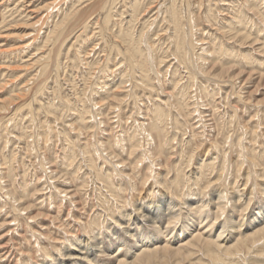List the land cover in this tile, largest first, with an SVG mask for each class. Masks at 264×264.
<instances>
[{"label":"rangeland","instance_id":"1","mask_svg":"<svg viewBox=\"0 0 264 264\" xmlns=\"http://www.w3.org/2000/svg\"><path fill=\"white\" fill-rule=\"evenodd\" d=\"M62 1V0H61ZM60 1V2H61ZM71 2H69V0L68 1H66L67 2V4H64L63 5V2L62 3H60V5L58 6V7H60V8H58V7H56V9H58V11H59V9H60V11L62 12L63 10H64V8H66L64 11H66V10H68V9H71V6L70 5H72V4H75V5H79L80 4V7H81V5L83 6V3L85 4H87V2H84V0H80L81 1V3H80V1H78V0H74V2H73V0H70ZM96 1V2H95ZM95 1H93L92 3H97V4H99V3H101V1L102 0H95ZM126 1H128V0H126ZM197 3H196V2ZM211 1V2H210ZM218 3H217V2ZM221 0H190V1H188V4H187V8H186V11H189L188 13L189 14H191L190 12H192L193 14H197V15H199V17L195 14V15H193L195 18H196V20H194L193 19V21H191V23L192 24H190V25H192V28L190 29V31H192L193 32V38H194V40L197 42L195 45H197V48H199L200 49V46H201V44L202 43H200V41H198V40H202V42L204 41V42H208L209 44H206V45H208V46H210V48L209 49H211V50H213L214 51V55L216 56V59L213 61V62H218V64H221L222 62H223V64L222 65H224V66H226V65H230L231 64V62L233 63V61L236 63H233V66L235 67V74L236 73H238V72H242L241 73V76H239V78L237 79V78H230V77H224V78H222L221 80L219 79V80H217L216 78H214L213 79V77L211 78V76H213L214 75V73H217V72H211V73H209V77L207 76L206 77V79L207 80H205V77H203L204 75H202V72H200V70L199 71H197V69H195V71L193 72L192 70V72L190 71V69L189 68H186V67H184L183 65H181V67L178 65V67H176L175 65H177L178 63V61H176L175 60V58L173 57H171V59L170 60H172V63H166L162 68H164V71L165 72H167V70H168V72L167 73H169V74H166V78H167V80H168V78L171 76V74H173V73H170L171 72V70H172V66H173V68L175 69H177V77L176 78H174L173 79V76H172V79H171V81H170V79L168 80V82H167V80H166V78L164 77V75L162 76V77H160L161 75H159L158 76V78H160L159 80H153V82H154V86L155 87H158V86H160L161 85V90H163L164 89V93H167L168 95V97H169V100H171V97H172V99H173V96L175 97V96H177V98L179 97H181V96H178L177 95V93L180 95V94H182V92L180 93V92H178L176 89H178V90H180V87H181V90H185V88H186V94H187V102H188V105L189 106H186V104L184 105V106H182L181 108L182 109H184L185 110V108L184 107H186V109L187 108H192L193 107V113H194V115H193V117L196 115V114H198L197 116H195L193 119H194V121H193V119H191V120H189V119H185L186 117L187 118H189V116H186V117H183L184 116V110H183V112H182V117H179V116H181V112H179L178 110L180 109H177V110H173L172 111V114H175L174 116L172 115V117H173V119H174V121H173V123L174 122H176V124L178 125V124H181V125H178V129L180 130H177V127L175 128V126H177L175 123V125L174 126H172V121H170V124H169V126H167L166 128H167V131L165 132V134H164V132H160L159 134L160 135H158V139H157V146H159L160 148H161V151H162V153H164L165 154V159H166V157H167V159H170L169 157H173L172 158V160H171V162L170 163H172L171 164V166H166V170H167V176H168V178L169 179H164L163 180V183H164V181H165V185H167L166 186V188L167 189H165L164 187H162L161 185H159L158 186V183H156V176H155V173L157 174V172L158 171H161L160 170V167H158V165H156L157 164V162H155L154 161V159H153V157H149V153L147 154V155H145L146 157H144L143 158V156H142V154L140 153V152H138V153H133V146H132V144H133V141H136L137 142V140L138 139H143V137L141 136V134L143 135V133H141L142 132V130H141V126L140 125H142L141 123H137V121L138 122H141L142 121V123L144 124V123H149V124H151V123H155V122H157L156 124H161V121H158V118L156 117V118H154V116H155V113H154V111H153V109H154V107H156L157 105H155V103H157L156 101H159L158 103H160V102H162V103H160L162 106H160L159 105V107L157 106L156 108L158 109H160V107H162V108H166V110H168V109H170L166 104L169 102L167 99V96L161 91H158V94L157 93H153L152 92V90L150 89V87H148L149 89H146L147 88V86H149V85H145V83H143L142 82V80L140 79V78H138V80H141V85L142 84H144V85H142V87H141V85H138V83H137V85H138V87L137 86H135L136 84L133 82H130V81H128L127 83H126V88L128 89V87L131 89V88H133V90H137L136 92H137V95H136V98H133V100H131V99H127V102L126 103H124V104H122V105H120V107H119V109L120 110H114L113 109V105L114 104H112V105H110V103H111V100L109 101V106L108 105H106V107L105 108H99L98 107V105H95V101H99V100H102V98L101 97H99V95H101V92H102V90H103V88H101L102 87V81L105 79L106 80V78L107 79H109V82L111 83V84H114L113 85V87H114V89H113V87H112V90H115V88H117L122 82H123V80L125 79V76H126V74H125V72H127L128 73V71H129V74H130V72H131V70H130V66H128L129 64L126 62L127 60H125L124 61V59L125 58H122V55H118V53L117 54H115V56L112 54V57H111V55L109 54L110 53V47L108 48L109 49V52H108V49H105L104 50V48H102L103 46H104V44H105V42H103L105 39H103L102 38V36L105 34H103L102 36L100 35V34H102V32H101V29H102V31H103V28L101 27V28H99L100 27V25L101 26H103L104 24H101L102 22H100L98 25H94V23H90L91 24V26L89 25L88 26V31L91 29V31H89L88 33H89V35H86V37L85 36H83L82 37V41H85V39H86V41L87 42H90L91 41V43L94 41L95 43L96 42H98L97 44H98V46H97V48H101L102 49V51H101V49L99 50V53L98 54H95V53H97V50L95 51V53H94V55H95V57H93L92 55V57H89L90 59H89V65H91V64H93V61H94V64H93V67H92V65H91V67L88 65V64H85V66H88L87 68H88V71H91L92 72V74L90 75H88V76H86L87 74H88V71H87V69L85 68V66H84V68H83V65L82 66H80L79 67V69L77 70L76 69V67L74 68L73 67V62L71 63V61H72V59L70 58V59H65V62H63L64 61V59H63V57L65 58V52L63 51L64 50V48H66L68 45L67 44H69L71 41L70 40H68L69 41V43H65L64 44V42H61V40L62 39H58V40H56V41H58L57 43H56V46H55V48H53L54 50L53 51H55V49H57L55 52H51V56H52V59H49V61L51 62V61H53V58L55 57L56 58V56H57V53H58V45L60 44H62V46H61V48H62V51L61 52H64L62 55H60V60H61V64H62V66H60V68H58L59 69V71H61V72H58V75H57V70H51L52 68H53V66H51V67H49L48 69L50 70H48L47 69V72H46V78H47V82H49V78H50V84L51 83H53V84H49L48 85V83H46L47 85H46V88H45V95H41L40 96V94H38L39 95V102L41 103H44V102H48L49 100H50V102H53L54 103V106L56 107V111L58 112V114H60L61 112H62V114L63 115H58V119L57 120H53L54 118L53 117H49V118H46L45 117V113H44V111H40V112H37L36 110L39 108V107H37V106H39L38 105V103L39 102H35V100L33 99V98H31L32 96L34 97L35 96V92H36V90H38V89H36V87L38 88V82H40V81H45L46 80V78L44 77H42V78H40L39 80H37L38 78L37 77H39L40 76V68H41V66H39V64H41V63H43V62H37L36 60H38V58H40L43 54H45V56H46V50L48 49V48H50V49H52V46L49 44V47L47 48V49H45V48H43L42 46H43V44H44V37H45V33H46V29H50V27L52 26V24H54V22L53 21H55V20H57L58 19V16L57 15H59V12L58 11H56V13H54V15H53V13L50 15L51 17H50V19L51 20H45L46 22L48 21V24H46V23H44V25L42 26L43 28H39V27H41L39 24H38V26H34V29H35V27H37L36 29L37 30H39V31H41V32H38V31H36V29L34 30L33 28L31 29V33H33L30 37H28V38H25V39H22L21 41H19L20 42V44L22 43V45L24 44V43H26V44H24V46H23V48H25L26 47V45H35V44H37V46L39 47V49H37V50H39L38 52H37V50H36V53L34 52L35 50L34 49H36L34 46H33V48H32V46L30 47V48H32L31 50H34V51H31V50H29V52H31V54L33 53H35L34 55V58H33V60H32V63L34 62V64H31V65H29V71L31 70L33 73H31V72H29L28 71V73L25 71V70H23V72H20V73H18V74H16L17 76L18 75H21V78H20V80H18L17 82H15V83H12V84H10L9 83V81H13L14 80V78H15V75H11V76H6V78L5 79H3V81L2 82H0V99H2V98H4V97H6V96H8V95H10L11 93H16V91H17V93H21V91L18 89V87L20 88V87H22L23 86V84H27L28 82V84H27V87H29L30 88V90H29V92H25V94H22L21 95V97L20 98H14L13 100V103L12 104H9V106H8V104H5V106H7L6 107V109H4V111L3 112H0V166L3 164H5L4 166H1L0 168H2V169H0V224H2V225H0V264H57V263H59L60 261H64L65 260V258L66 257H68V256H70V253L71 254H73V253H75L74 252V249L76 248V249H78V250H81V252H83V256H86V255H88V251H90L89 250V248L88 249H86V248H81V247H86V246H88V244L90 243L91 244V246H97V248L98 249H100V248H102V246L104 245V243H105V245H108V241L111 243H113L114 244V241L113 240H116V238H117V236L119 235V236H121L122 238H123V240L124 241H126L122 246H120V247H122V248H118L117 250H119V255H122V254H124L125 252H126V248L127 247H129V245H130V241L132 240V237H130L131 236V234H133V233H136V232H138V231H143L144 229V234L145 235H147L146 233L148 232V227H150L151 228V225H152V222L151 221H149V219H147V217H143V218H141V219H137V217H138V215L136 214V212L137 211H139V210H141V211H144V213H147V212H149V211H147V210H145V208L144 209H141L140 207H141V203L138 201V197H140V196H144L145 197V195H149V193H151L150 192V189H152V191H153V194H152V196L151 197H149V198H151L150 200L151 201H156L157 202V200H158V198H159V196H162L163 195V193L162 192H164L165 193V191H166V193H165V196L167 195V193H168V195L166 196V198H168L169 199V201H167V204H166V211H168L169 213L165 216L166 217V221H165V226L167 225V221H168V224L170 223L171 225H169V228H167L168 230H166L165 229V231H164V227H163V231L162 232H164V233H166L168 236H170V233H172L173 232V229L172 228H174V230H176V229H178V228H180V227H182L183 225H184V227L185 228H187V227H190L191 226V223L192 222H195L196 220V216H198V209H200V210H204L205 212H207V216L208 215H212V216H210V217H207L208 219L210 218H212L210 221L211 222H214L215 221V223H216V221H217V223L215 224V223H213V224H215V226H217L218 225V223H220V222H222V221H224L223 219H227V216L230 214V213H233L238 219H240L241 221H242V223H244L245 221H246V219H247V216L249 217V215H253V213L255 212V210H256V212H257V210L258 211H260V209H259V207L260 208H264V202H262V201H264V175H262V174H264L263 172H264V54H263V52H264V44H263V42H264V0H242V2H241V0H222L223 2H225L226 3V5L225 4H221V2H220ZM229 1H231V2H229ZM247 1V2H246ZM262 3H261V2ZM2 2H4L3 4H2V6H1V4H0V6L2 7H0V13H3L5 10H9L11 13H12V9L13 8H11V7H13V3H12V1H9L10 3H11V5H10V3H6L7 2V0H0V3H2ZM209 2L211 3L210 5L212 6H210V11L212 12L211 13V15H212V21L211 22H207V20H205L206 18H205V16H204V12L206 11V9L204 8L206 5H208L209 4ZM237 2V3H236ZM250 2V3H249ZM261 4H260V3ZM72 3V4H71ZM91 3V4H92ZM121 2H119V4L117 3V5H118V7H120V8H122L121 9V12H122V10H125V7H124V3L122 2L121 4H120ZM192 3V4H191ZM207 3V4H206ZM235 3V4H234ZM242 3H244V5L242 4ZM246 3L249 5V6H246ZM253 3H254V8L252 7L253 6ZM255 3H256V5H255ZM6 4V5H5ZM152 4H154V2L152 3ZM197 6H196V5ZM206 4V5H205ZM221 4V5H220ZM236 4H237V6H236ZM240 4V6H239V8L237 9V7H238V5ZM242 4V5H241ZM258 4H259V6H258ZM5 5V6H4ZM10 5V6H9ZM63 5V6H62ZM89 5V3L85 6V9H88V6ZM94 5V4H93ZM92 5V6H93ZM191 6V7H189V6ZM230 5V6H229ZM8 6V7H7ZM76 6V7H77ZM91 5H89V7H90V9H91V7H92ZM200 6V7H199ZM215 6H217L216 7V9H215ZM243 6V7H242ZM252 8H251V7ZM258 6V7H257ZM262 8H261V7ZM68 7V8H67ZM203 7V8H202ZM208 7H209V5H208ZM225 7V8H224ZM229 7V9H227ZM232 7V8H231ZM63 8V9H62ZM99 8H102V7H99ZM220 8V9H219ZM225 10H224V9ZM236 8V9H235ZM245 8L247 9V10H245ZM260 9V10H262V12L260 11V10H258V9ZM78 9V8H77ZM85 9H84V11H85ZM90 9H89V12H90ZM191 9V10H190ZM223 9V10H222ZM252 9V10H251ZM5 11V13H8L9 11ZM97 10V9H96ZM209 10V9H208ZM220 11V12H217V11ZM240 10V11H239ZM243 10V11H242ZM258 10V11H257ZM44 11H46L47 12V10H42V11H40V14H38V18H40V17H42V16H46L48 13H49V11L46 13V12H44ZM102 11V9H99V11L95 14V15H99L100 14V18H101V14L103 13V11ZM156 11V8L152 11V12H150V13H148V14H146L145 15V18H147L148 16H150L153 12H155ZM215 11V12H214ZM230 11H231V13L233 14H231L230 13ZM239 11V12H238ZM251 11V12H250ZM260 11V12H259ZM10 12L8 13V21L10 22V23H7L6 24V28L8 27L9 28V30H10V33H17V34H21V32H22V28H18V26H20V25H16L15 24V21H11V19L12 18H10L9 19V16H10ZM61 12H60V14H61ZM100 12V13H99ZM120 12V13H121ZM195 12V13H194ZM214 12V13H213ZM229 12V13H228ZM254 12V13H253ZM257 12V13H256ZM199 13V14H198ZM202 13V14H201ZM216 14V15H215ZM220 14V15H219ZM227 14V15H226ZM255 14V15H254ZM42 15V16H41ZM77 15V14H76ZM95 15H93L94 16V18H93V16H92V22H94L95 20H97V19H99V20H101L99 17H98V15H97V18H95ZM200 15H201V17H200ZM225 15V16H224ZM244 15V16H243ZM263 15V16H262ZM57 16V17H56ZM223 16H224V18H223ZM227 16V17H226ZM230 16V17H229ZM237 16H239V18L240 19H243L244 21H242L239 25L237 24ZM241 16H243V17H241ZM11 17V16H10ZM52 17H54V20L52 21ZM116 18L118 17V20H121L120 18H121V16L120 15H117V16H115ZM115 17H114V19H115ZM123 17V16H122ZM37 18V19H38ZM124 18H128L127 17V14L125 15V17ZM200 18V19H199ZM201 18H202V20H201ZM204 18V19H203ZM226 18L227 19H229L228 21L226 20ZM233 19V21H232V19ZM234 18H236V19H234ZM44 20V19H43ZM198 20V21H197ZM205 20V21H204ZM224 20H226L225 22H224ZM236 20V22H234ZM44 21V22H45ZM98 21V20H97ZM97 21H95V23H98ZM115 21H116V19H115ZM196 21V22H195ZM231 23H230V22ZM20 21H18V23H19ZM22 22V21H21ZM139 24L141 23V19H139ZM202 22H204V23H202ZM17 23V22H16ZM51 23V24H50ZM193 23H194V25H193ZM196 23H198V24H196ZM211 23L213 24V25H211ZM222 23V24H221ZM232 23H233V25L235 26V28H236V26L237 27H239V26H241V27H243V28H241L240 29V31H244V27L245 26H247V27H245L246 29H245V31L248 29V34L249 35H256L255 37H257V38H255L254 37V39L256 40V41H258V38H259V44L258 45H252L251 46V44L249 45L248 43L247 44H241L239 41H237V40H233V38H231V36L229 35L230 34V32H229V30L231 29V30H234L235 28L233 27V25H232ZM239 23V22H238ZM249 23V24H248ZM50 24V25H49ZM139 24L137 23V26H139ZM207 24V25H206ZM227 24H228V26H227ZM229 24H230V29H228L227 27H229ZM235 24H237V25H235ZM246 24V25H245ZM9 25H10V27H9ZM11 25L13 26H16L17 28H15V27H13V28H11ZM48 25V26H47ZM92 25H94V27L95 28H97L98 30L100 29V31L98 32V30H93V29H95L94 27H92ZM206 25V28L204 27ZM211 25V26H210ZM221 25V26H220ZM244 25V26H243ZM47 26V27H46ZM79 26L80 25H78L77 27H75V28H73L71 31H72V34H73V36L76 34H78V33H80V30L77 32L76 30H78L79 29ZM142 26V25H141ZM213 26V27H212ZM225 26H227V27H225ZM45 27H46V29H45ZM90 27V28H89ZM205 28V30H204V28ZM223 27V28H222ZM232 27V28H231ZM39 28V29H38ZM93 28V29H92ZM201 28H202V30H201ZM208 28H210V29H208ZM41 29H45V30H41ZM82 29V28H81ZM2 29H0V31H1ZM201 30V31H200ZM220 30V31H219ZM34 31V32H33ZM82 31H83V29H82ZM81 31V32H82ZM93 31V32H92ZM225 31V32H224ZM234 31H237V30H234ZM244 31V32H245ZM253 31V32H252ZM43 32V33H42ZM75 32V33H74ZM96 32V33H95ZM226 32H228V33H226ZM257 32V33H256ZM35 33V34H34ZM39 33V34H38ZM97 34V33H99V34H97V35H99L100 37H96L97 35H94L93 36V34ZM106 33H108L109 34V32H106ZM212 33V34H211ZM251 33V34H250ZM253 33V34H252ZM260 36H259V35ZM41 35H42V37H41ZM43 35H44V37H43ZM92 36V37H91ZM111 36V35H110ZM42 39H41V38ZM84 37H85V39H84ZM88 37H90L91 39H90V41H89V39H88ZM95 37L97 38V40L95 39ZM226 37V38H225ZM229 37V38H228ZM261 37V38H260ZM33 38V39H32ZM37 38H39L40 39V41L42 42H39V39H37ZM228 38V39H227ZM29 39V40H28ZM35 39V40H34ZM94 39V40H93ZM223 39V40H222ZM262 39V40H261ZM26 40V41H25ZM28 40V41H27ZM120 40V39H119ZM35 41H37V42H35ZM63 41V40H62ZM66 41V40H65ZM67 41V42H68ZM85 41V42H86ZM226 41V42H225ZM227 41H228V43H227ZM229 41L232 43H229ZM28 42V43H27ZM93 42V43H94ZM103 42V43H102ZM211 42V43H210ZM222 42H223V45H222ZM239 42V43H238ZM30 43V44H29ZM41 43V44H40ZM103 45H101V44ZM263 44V46H259L260 44ZM58 44V45H57ZM212 44H213V46H212ZM220 44V45H219ZM225 44V45H224ZM261 44V45H262ZM203 45V44H202ZM205 45V44H204ZM216 45H217V47H216ZM234 46V47H232V46ZM243 45V46H242ZM248 45V46H247ZM102 46V47H101ZM223 46V47H222ZM227 46V47H226ZM242 46L243 47V49H242V47L240 48V47ZM247 46V47H246ZM219 47V48H218ZM239 47V48H238ZM253 47V48H252ZM258 47V48H257ZM213 48V49H212ZM221 48V49H220ZM223 48V49H222ZM226 48H228L229 49V51H227V52H225V50H226ZM233 49V50H231V49ZM235 48V49H234ZM245 48V49H244ZM250 48V49H249ZM255 48V49H254ZM43 49V50H42ZM45 49V50H44ZM199 49H197V51L199 50ZM237 49H238V51H237ZM254 49V50H253ZM261 49V50H260ZM41 50V51H40ZM241 50V51H240ZM250 52H249V51ZM42 51H44V52H46V53H43ZM47 51H49V49L47 50ZM105 51V52H104ZM233 51V52H232ZM245 51V53H243ZM252 51V52H251ZM260 51V52H259ZM57 52V53H56ZM102 52H104V54L102 53ZM198 52H200V50L198 51ZM234 52H235V54H234ZM242 52V53H241ZM247 52V53H246ZM248 52L250 53V55H247L248 54ZM41 53H43L41 56H39ZM49 53V52H48ZM54 53V54H53ZM105 53H108V55H110V57H108ZM218 53V54H217ZM227 54V56H226V54ZM252 53H254L253 55H252ZM257 53H260V54H257ZM261 53L263 54V55H261ZM32 54V55H33ZM37 54V55H36ZM53 54V55H52ZM75 53L73 52V54H71V57L73 58V55H74ZM100 54H101V56H100ZM238 54V55H237ZM248 56H246V55ZM22 55V54H21ZM97 55L99 56V62L100 63H102L101 61H104L103 62V64L102 65H105V66H109L108 68L112 71L111 73H112V75H111V77L110 78H108V76H110L109 75V72H105V74H103L104 72H102L101 73V71L100 72H96L95 73V71H97V70H95L94 71V69L96 68V66L98 67V65L100 66L101 64H98L99 62L97 61L98 60V57H97ZM102 55L104 56V57H102ZM223 55V56H222ZM243 56V58H245V56H246V58H248V59H244L243 60V58H242V56ZM255 55V56H254ZM261 55V56H260ZM38 56V57H37ZM44 56V55H43ZM62 56V57H61ZM116 56H117V58H116ZM241 56V57H240ZM97 57V58H96ZM102 57V60L100 61V58ZM115 57V58H114ZM120 57V58H119ZM220 59H219V58ZM232 57H234V58H232ZM258 57V58H257ZM262 57V58H261ZM26 58V57H25ZM44 58V57H43ZM42 58V59H43ZM48 58V57H47ZM54 58V59H55ZM96 59V60H93V59ZM114 58V59H113ZM119 58V59H118ZM218 58V59H217ZM223 58V59H222ZM230 60H228V59ZM41 59V60H42ZM46 59V58H45ZM107 59V60H106ZM116 59V60H115ZM174 59V60H173ZM234 59V60H233ZM242 61V62H240V60ZM250 59L253 61H256V62H254L253 61V63H252V61L250 62ZM260 60V59H262L261 61H257V60ZM44 60V59H43ZM115 60V61H114ZM118 60V61H117ZM232 60V61H231ZM248 60V61H247ZM19 61V60H18ZM22 61V60H21ZM21 61H19V62H21ZM36 61V62H35ZM70 61V62H69ZM109 61H112L114 64H109ZM124 61V62H123ZM149 61H151V59L149 60ZM220 61V62H219ZM222 61V62H221ZM238 63H237V62ZM244 61V62H243ZM247 62V64H246V62ZM54 62H55V60H54ZM69 62V63H68ZM84 62V61H83ZM83 62H81L82 64H83ZM98 62V63H97ZM121 62V63H120ZM196 61H194L193 62V64H197V62L195 63ZM81 63L79 64V65H81ZM97 63V64H96ZM120 63V64H119ZM126 63V67H124L125 64ZM174 63V64H173ZM225 63H226V65H225ZM228 63V64H227ZM16 64V63H15ZM36 64V65H35ZM60 64V65H61ZM63 64H65V65H63ZM72 65V66H70V65ZM171 65V66H168V65ZM238 64V65H237ZM244 64V65H243ZM253 64V65H252ZM257 64V65H256ZM34 67H33V66ZM67 65H69V66H67ZM101 65V67H104V66H102ZM232 65V64H231ZM242 65H243V67H242ZM14 65L13 64H11V67H13ZM65 66V67H64ZM113 66V67H112ZM116 66V67H115ZM255 66V67H254ZM32 67V68H31ZM37 67V68H36ZM40 67V68H39ZM70 67V70L68 69ZM123 67L124 68H126V69H123ZM184 67V68H183ZM258 67V68H257ZM263 67V68H262ZM74 68V69H73ZM92 68V69H91ZM122 68V69H121ZM180 68V69H179ZM39 70V72L38 73H36L38 70ZM56 69V68H55ZM73 69V71H71ZM80 69L82 70L80 73L78 72V71H80ZM90 69V70H89ZM99 69H101L100 67H99ZM127 69H128V71H127ZM170 69V70H169ZM183 69V70H182ZM34 70V71H33ZM37 70V71H36ZM75 70V71H74ZM118 70V71H117ZM186 70H188V71H186ZM56 71V72H55ZM64 71H66L65 72V75H64ZM85 71V72H84ZM123 71H125L124 72V75H123V73L122 72ZM251 71L253 72L252 73V77L251 78H249L248 79V81H246V83H244V80H245V78H246V75H245V73H251ZM49 72L51 73L50 75L52 76H50L49 75ZM82 72H84V73H82ZM93 72H94V76H92L93 75ZM161 72H163V70H161ZM164 72V73H165ZM26 73V74H25ZM30 73V74H29ZM36 73V74H35ZM66 73H68V75L66 74ZM74 73H75V77H73L74 76ZM77 73V74H76ZM82 73V74H81ZM117 74V76H116V74ZM122 73V74H121ZM185 73V74H184ZM189 73V74H188ZM190 73H194L199 79L196 81V80H194L195 81V83L196 84H193L194 83V81L191 79V77H190V79L188 78V76L189 75H191ZM200 73V74H199ZM34 74V75H33ZM39 76H38V75ZM72 74V75H71ZM81 74V75H80ZM85 74V75H84ZM188 76H187V75ZM212 74V75H211ZM34 76V77H32V76ZM37 75V76H36ZM58 77H57V76ZM61 75V76H60ZM69 77H67V76ZM78 75H80V76H78ZM84 75V76H83ZM120 77H119V76ZM135 75V74H134ZM133 75V76H134ZM180 75H181V77H180ZM185 75L187 76V77H185ZM234 74H232V76H233ZM30 76L32 77V78H30ZM47 76H50L49 78L47 77ZM62 76H64L63 78H62ZM78 76V77H77ZM81 76H83V77H81ZM90 76V77H89ZM97 76V77H96ZM101 76L102 77V81L99 79V77ZM103 76H105V77H103ZM115 76L117 77V78H115ZM168 76V77H167ZM176 76V75H175ZM199 76H201V77H199ZM35 77L37 78V79H35ZM56 78V79H54V78ZM60 77V79L61 80H59L58 78ZM87 79V81H88V79H89V81H88V85H87V87L85 86V78ZM100 77V78H101ZM180 78V81H179V79H177V78ZM182 77H184V78H182ZM204 79H203V78ZM64 78H65V80H66V82H64L65 80H64ZM67 78H68V80H67ZM74 80H73V79ZM80 78V79H79ZM82 78V79H81ZM122 78H123V80H122ZM163 78H165V79H163ZM201 78H202V80H201ZM212 80H211V79ZM229 80V78L231 79V80H233V81H228L227 79ZM25 80V81H23V80ZM31 79V80H30ZM34 79V80H33ZM54 81H53V80ZM90 79H91V81H90ZM96 79V80H95ZM97 79L99 80L98 82L99 83H97ZM120 79H121V81H120ZM175 79H177V81H175ZM184 81H186L187 79V81H189V83L186 81V82H184ZM30 80V81H29ZM36 80H37V82H36ZM51 80H52V82H51ZM64 80V81H63ZM83 80V81H82ZM94 80V81H93ZM111 80V81H110ZM119 80V81H118ZM162 80H164V81H162ZM172 80H173V82H172ZM215 80H216V82H215ZM1 81V80H0ZM20 81H21V83H20ZM32 81H34V82H32ZM55 81H56V83H55ZM113 81V82H112ZM157 81H159V83H160V85L157 83ZM175 81V82H174ZM201 81H202V83H201ZM203 81H207V83L205 84V82H203ZM209 81H211V82H209ZM23 82H25V83H23ZM27 82V83H26ZM32 82V83H31ZM64 82V83H63ZM68 82H69V84H68ZM74 84H73V83ZM147 82H148V80H147ZM162 82H164V84L162 83ZM172 82V83H171ZM222 82V83H221ZM33 83H34V85H33ZM37 83V84H36ZM57 83H59V84H57ZM72 83V84H71ZM90 83V84H89ZM120 83V84H119ZM169 83V84H168ZM171 83V84H170ZM178 83V84H177ZM183 83V84H182ZM200 85H199V84ZM208 83L210 84V85H208ZM214 83V84H213ZM234 83V84H233ZM5 84H6V86H5ZM10 84V85H9ZM33 85V86H31V85ZM61 84V85H60ZM62 84H64V85H62ZM135 84V85H134ZM176 84H177V86H176ZM187 85L188 84V87L187 86H185V85ZM190 84V85H189ZM69 85V86H68ZM72 85V86H71ZM92 85V86H91ZM179 85H182V86H180L179 87ZM192 85V88L190 87ZM197 85H198V87H197ZM206 85V86H205ZM244 85V86H243ZM9 86V87H8ZM36 86V87H35ZM53 88H52V87ZM97 86V87H96ZM144 86V87H143ZM163 86V87H162ZM171 86V87H170ZM172 86H174V87H172ZM193 86H194V88H193ZM212 86V88H210ZM228 86V87H227ZM14 87H15V89H14ZM16 87H17V89H16ZM56 87H58V88H60V89H58V90H54V89H57ZM68 88L69 87V89H65V88ZM72 87V88H71ZM84 87H86V88H84ZM165 87H166V89H165ZM177 87V88H176ZM201 87V88H200ZM205 87H206V90H204L205 89ZM207 87H208V89H207ZM214 87V88H213ZM217 87V90L215 91V88ZM220 87H222V89L220 88ZM224 87V88H223ZM226 87V88H225ZM232 87V88H231ZM11 88H12V90L13 91H11ZM31 88H33V90L31 89ZM52 89V90H50V89ZM73 88H74V91H75V96H77V95H79V93L80 94H82L83 95V92L85 91L86 92V94H87V91H88V98H86V102H81V101H79V100H77V98H75L73 95H71V93H74L73 92ZM168 88V89H167ZM174 89V91L172 90V89ZM176 88V89H175ZM183 88V89H182ZM188 88V89H187ZM196 88V89H195ZM198 88V89H197ZM7 89V90H6ZM62 89H64V90H62ZM82 89V90H81ZM98 89L99 91H100V89H101V91H100V94H99V91L96 90ZM192 89V90H191ZM220 89V90H219ZM8 90H10L11 92H9ZM32 90V91H31ZM35 90V91H34ZM50 90V91H49ZM70 92H69V91ZM87 90V91H86ZM92 90V91H91ZM149 90V91H148ZM171 90H172V92L173 93H171ZM176 90V91H175ZM201 93H199L198 91ZM214 90V92L216 93H214V92H212ZM230 90V91H229ZM233 90V91H232ZM48 91V92H47ZM95 91V92H94ZM146 91V92H145ZM151 91V92H150ZM209 91V92H208ZM220 91V92H219ZM231 93V95H229V92ZM6 92H8V93H6ZM50 92H52V93H50ZM55 92V93H54ZM63 92V93H62ZM84 92V93H85ZM98 92V93H97ZM176 92V93H175ZM228 92V93H227ZM234 92V93H233ZM3 93V94H2ZM23 93V92H22ZM28 93V94H27ZM92 95H91V94ZM95 93V94H94ZM141 93V94H140ZM176 95H175V94ZM190 93V94H189ZM197 93V94H196ZM199 93V94H198ZM205 95H204V94ZM206 93H208L209 94V96H211V97H209V96H207L208 94H206ZM27 94V95H26ZM50 94V95H49ZM62 94H65L64 95V98H69V108H65L64 107V105H63V102H61V100H62ZM70 94V95H69ZM140 94V95H139ZM146 94H147V96H146ZM150 95V97H149V95ZM157 94V95H156ZM190 96H189V95ZM228 94V95H227ZM47 95V97H45ZM51 95L53 96V97H51ZM57 95V96H56ZM81 95V96H82ZM152 95V96H151ZM161 95H163V96H161ZM170 95V96H169ZM196 96V98H194L195 96ZM227 95V96H226ZM26 96H27V98H28V101H27V98H26ZM45 98H44V97ZM94 96V97H93ZM107 96V99H104L105 101L106 100H109V99H111V98H113L112 96L113 95H106ZM153 96H155V98L153 97ZM166 96V97H165ZM199 98H198V97ZM207 96V97H206ZM220 96H223V97H220ZM25 97V98H24ZM59 97V98H58ZM71 97V98H70ZM91 97V98H90ZM96 97V98H95ZM97 97H98V99H97ZM109 97V98H108ZM139 97V98H138ZM162 97H164V98H166L165 100L167 101H165V100H163V98ZM189 97V98H188ZM190 97H192V98H190ZM204 97V98H203ZM212 100V102L213 103H211L210 102V100H209V98ZM51 98V99H50ZM72 98L73 99H75L74 101L72 100ZM138 98V99H137ZM151 100H150V99ZM159 98H161L162 100H160ZM208 98V99H207ZM227 98V99H226ZM229 98V99H228ZM31 99V101H32V104H33V106H34V109H35V111H34V113L35 112H37V114L38 113H40L39 115H35V116H38V117H40V121L38 120H34V121H32V120H30L29 119V117H30V111L27 109V107H28V105H29V100ZM57 99V100H56ZM61 99V100H60ZM87 99H88V101H87ZM90 99V100H89ZM97 99V100H96ZM141 99V100H140ZM145 100V102H147V103H145V102H143L144 100ZM155 99H156V101H155ZM158 99V100H157ZM182 97L180 98V100L182 101ZM191 99H192V101H191ZM204 99V100H203ZM214 99V100H213ZM54 100V101H53ZM139 100V101H138ZM147 100V101H146ZM150 100V101H149ZM190 100V101H189ZM23 101H25L24 103H23ZM73 101V102H72ZM90 101H91V103H90ZM93 101V102H92ZM142 101V102H141ZM202 101V102H201ZM210 103H209V102ZM231 101V104L229 103ZM60 102V103H59ZM75 102V103H74ZM78 103V105H77V103ZM133 103V104H131V103ZM140 102V103H139ZM151 102H152V104H151ZM175 102V101H174ZM193 102V103H192ZM205 102V103H204ZM257 102H258V105H257ZM22 103V104H21ZM39 103V104H40ZM41 103V104H42ZM56 103V104H55ZM84 103V104H83ZM145 105H144V104ZM148 103H150V104H148ZM182 103H186V100H185V102H182ZM181 103V104H182ZM207 103V105H205ZM20 104V105H19ZM62 104V105H61ZM131 104V105H130ZM191 104V105H190ZM220 104V105H219ZM1 105V104H0ZM37 105V106H36ZM57 105H59V107L60 108H58L57 107ZM77 105V106H76ZM83 105V106H82ZM85 105V106H84ZM91 105V106H90ZM138 105V106H137ZM142 105V106H141ZM153 105H154V107H153ZM183 105V104H182ZM196 105V106H195ZM203 105V106H202ZM214 105V106H213ZM223 105V106H222ZM233 105V106H232ZM17 106H19V107H17ZM25 106V107H24ZM63 106V107H62ZM76 106V107H75ZM80 106V107H79ZM90 106V107H89ZM97 106V107H96ZM108 106V107H107ZM131 106V107H130ZM140 106H141V108H140ZM145 106V107H144ZM149 106V107H148ZM151 106V107H150ZM164 106V107H163ZM220 106V107H219ZM226 106V107H225ZM232 106V107H231ZM88 107L90 108V109H88ZM95 107L96 108H98V110L99 111H101V110H103V111H101V113H102V115H99V116H94V115H96V110H95ZM132 107H133V109H132ZM200 107H201V109H200ZM222 107V108H221ZM8 108H9V111H8ZM25 108V109H24ZM57 108H58V110H57ZM106 108H108V111H106ZM124 108V109H123ZM128 110H127V109ZM131 108V109H130ZM144 108V109H143ZM146 108V109H145ZM150 108H153L152 110L150 109ZM168 108V109H167ZM210 110H209V109ZM218 108V109H217ZM220 108V109H219ZM237 108V109H236ZM10 109H11V111H10ZM83 109V110H82ZM105 109V110H104ZM112 109L114 110V112L112 111ZM130 109V110H129ZM149 109V110H148ZM175 109V108H174ZM196 109V110H195ZM214 109V110H213ZM229 109H231V110H229ZM14 110H15V112H14ZM17 110V111H16ZM21 110V114H20V111ZM72 110V111H71ZM88 110H91L90 112H93L94 113V115H90L89 113H85L86 111H88ZM132 110V111H131ZM140 110V111H139ZM148 110V111H147ZM28 112V113H26V112ZM76 111H78V112H76ZM125 111V112H124ZM142 111V112H141ZM150 111V112H149ZM169 112H170V110H168ZM198 111L200 112V113H198ZM209 111H211V112H209ZM212 111H213V113H212ZM232 111V112H231ZM5 112V113H4ZM12 112H14V113H12ZM19 112V114H18V116L16 117V114ZM24 112V113H23ZM74 112H76L77 114H75ZM84 112V113H83ZM117 112V113H116ZM124 114H123V113ZM127 112V113H126ZM135 112H137L136 114H135ZM141 112V113H140ZM151 113V114H148V113ZM177 112H178V115H177ZM204 112V113H203ZM12 113V114H11ZM80 113H83V115H85V117H88V119L90 118L89 117V115L91 116V120L89 119H83V120H81L80 118H78V116H79V114ZM92 113V114H93ZM104 113L106 114V115H104ZM112 113V115L113 116H111L110 114ZM115 113V114H114ZM121 113V114H120ZM132 113V114H131ZM171 113V112H170ZM180 113V114H179ZM184 113V114H183ZM234 114V116H233V114ZM24 114V115H23ZM30 114V115H29ZM109 114V115H108ZM120 114V115H119ZM131 114V115H130ZM144 115V117L142 118V116ZM153 114H154V116H153ZM201 114V115H200ZM3 115H6V116H3ZM15 117H14V116ZM19 115H20V117H19ZM75 115V116H74ZM104 115V118L102 117ZM125 117H124V116ZM138 115V116H137ZM141 115V116H140ZM186 115V114H185ZM210 115H213L212 116V118L210 117ZM230 117H229V116ZM3 116V117H2ZM9 116H11V117H9ZM25 116H29L28 118L27 117H25ZM61 116V117H60ZM68 116V117H67ZM69 116H70V118H72V119H70L69 118ZM72 116V117H71ZM115 116V117H114ZM119 116L121 117V118H119ZM127 116H128V118H127ZM130 116V117H129ZM137 117L138 118V120H136L137 118H135V119H133V117ZM147 116V117H146ZM148 116H149V119H148V121H147V119L146 118H148ZM202 116H204V117H202ZM225 116H227V117H225ZM233 116V117H232ZM6 117V118H5ZM19 117V118H18ZM23 117V118H22ZM96 119H95V118ZM107 117V118H106ZM175 117H177L176 119L178 120V121H176V119H175ZM215 117V118H214ZM7 118H8V120H10V118H15V119H17V120H13V121H9V122H7L8 120H7ZM27 120H26V119ZM64 118V119H63ZM101 118V119H100ZM112 118V119H111ZM113 118H115V119H113ZM119 118V119H118ZM123 118V119H122ZM143 120H142V119ZM179 118H180V120H179ZM199 118H201V119H199ZM211 118V119H210ZM221 118V119H220ZM233 118V119H232ZM238 118H239V120H238ZM20 119V120H19ZM25 119V120H24ZM36 119H38V118H36ZM47 119V120H46ZM53 121H52V120ZM61 119V120H60ZM69 119V120H68ZM80 119V120H79ZM94 119V121H92ZM100 119V120H99ZM120 119H121V122H120ZM126 119V121H124ZM129 119V120H128ZM155 121H154V120ZM208 119H210V120H208ZM45 120V121H44ZM60 120V121H59ZM72 120H74L75 122H73ZM107 120V121H106ZM109 120H110V122H109ZM115 120V121H114ZM128 120V121H127ZM133 120V121H132ZM153 120V122H151ZM182 120V121H181ZM186 120V121H185ZM198 121L199 120V122H198V124H196L197 122L196 121ZM200 120H202V121H200ZM213 120V121H212ZM2 121H4L5 122V125H4V123H2ZM16 121H18L17 123L18 124H16L15 122ZM20 121V122H19ZM25 121H27V122H25ZM32 121V122H31ZM66 121V122H65ZM80 121H82V123L80 122ZM88 121H89V124H92V127H88L87 125H88ZM111 121H113V122H111ZM117 121V122H116ZM144 121V122H143ZM147 121V122H146ZM163 121V120H162ZM262 121V122H261ZM13 122V123H12ZM22 122V123H21ZM62 122V123H61ZM71 122H72V124H73V126L74 127H76V126H78V124H79V128H81L82 129V131L84 132V135L82 134V136H83V138H84V141L87 143L88 142V140H90V138H91V141H89V145L88 146H82L83 145V143L82 144H72L71 142H69V141H66V139L64 138V134H67V135H69V137H71L72 139H73V137H75L74 136V134L76 133V132H73L72 130H71V128H69V125L71 124ZM78 122V123H77ZM86 122H87V124H86ZM93 122H96V123H93ZM115 122H116V124H115ZM125 122H126V124H125ZM134 122V123H133ZM136 122V123H135ZM159 122V123H158ZM178 122V123H177ZM188 124H186V123ZM190 122H192V123H190ZM201 122H202V124H201ZM243 122V123H242ZM9 123V124H8ZM10 123H11V127H10ZM35 123V124H34ZM42 123V124H41ZM52 123V124H51ZM55 123H57V124H55ZM100 123V124H99ZM106 123V127H105V125H103V124H105ZM111 123V124H110ZM120 123V124H119ZM121 123H122V125H121ZM207 123V124H206ZM3 124V125H2ZM12 124H14L13 126H12ZM28 124H29V126H28ZM32 124V125H31ZM47 124V125H46ZM55 124V126H53ZM68 124V128L72 131V133L71 132H68L67 131V129H64V126L66 127V125ZM84 124V125H83ZM96 124V126H94ZM109 124L111 125V126H109ZM119 124V125H118ZM135 124V125H134ZM139 124V125H138ZM149 124H147V126L149 125ZM194 126H193V125ZM197 126H196V125ZM213 124V125H212ZM236 124V125H235ZM260 124V125H259ZM48 126V127H46V126ZM135 126V128H134V126ZM145 125V124H144ZM183 125V126H182ZM187 125V126H186ZM190 125H192V126H190ZM203 125H205V126H203ZM234 125V126H233ZM15 126H16V128H15ZM50 126H52V127H50ZM61 126V127H60ZM114 126V127H113ZM121 126V127H120ZM132 126V127H131ZM140 126V127H139ZM212 128H211V127ZM232 126V127H231ZM5 127H7V128H5ZM44 127V128H43ZM54 127V128H53ZM55 127H58V128H55ZM83 127V128H82ZM102 127L104 128V129H102ZM118 129H117V128ZM123 127V128H122ZM126 127V128H125ZM130 127H131V129H130ZM187 127H189V128H187ZM194 127V128H193ZM197 127H199V128H197ZM253 127V128H252ZM14 128V129H13ZM20 128V129H19ZM36 128V129H35ZM41 128H43L44 130L42 131V129ZM49 128V129H48ZM67 128V127H66ZM107 128V130H105ZM169 128V129H168ZM192 128V129H191ZM195 128H197V129H195ZM240 128V129H239ZM259 128V129H258ZM5 129H7V130H10V132H12V133H8V131L7 130H5ZM13 129V130H12ZM22 129V130H21ZM37 129L39 130V131H37ZM46 129V130H45ZM57 129H58V131H57ZM59 129L62 131V133H61V131L59 132ZM89 129V131H90V133H89V131H87ZM114 129H115V131H114ZM126 129H128L127 131H128V133H127V131H126ZM135 129H136V132H135ZM176 129V130H175ZM188 129V130H187ZM193 129H195V130H193ZM204 129V130H203ZM230 129V130H229ZM1 130H4V131H1ZM16 131V133H14L15 131ZM17 130H18V132H17ZM35 130H36V133H34L35 132ZM48 130H50V131H48ZM53 130V131H52ZM66 130V131H65ZM96 130V131H95ZM100 130V131H99ZM112 130V131H111ZM130 130V131H129ZM133 130V131H132ZM170 130V131H169ZM173 130H174V132H173ZM187 130V131H186ZM193 130V131H192ZM199 130V131H198ZM228 130H229V132H228ZM256 130V131H255ZM24 131V132H23ZM28 131V132H27ZM45 131H46V133L48 132V139H44L45 138V135H46V133H45ZM55 131H57V132H55ZM92 131V132H91ZM102 131H105L104 132V135H103V132ZM107 131V132H106ZM111 131V132H110ZM114 131V132H113ZM140 131V132H139ZM179 132L178 134H177V132ZM183 131V132H182ZM198 131V132H197ZM201 131V132H200ZM203 131V132H202ZM227 131V132H226ZM6 133V135H5V133ZM26 132V133H25ZM33 132V133H32ZM39 132V133H38ZM50 132V133H49ZM52 132V133H51ZM54 132V133H53ZM60 133V136L58 135L59 133ZM95 132V133H94ZM108 132H110V133H108ZM118 133V135H117V133ZM173 132V133H172ZM189 134H188V133ZM191 132H192V136H194V137H192V136H190L191 135ZM196 132V133H195ZM199 132H200V134H199ZM20 133H21V135H22V133H23V135L22 136H20ZM29 133V134H28ZM64 133V134H63ZM94 133V134H93ZM112 133V134H111ZM130 133H131V135H130ZM141 133V134H140ZM167 133V134H166ZM172 135H171V134ZM186 135H184V134ZM202 133H204L203 135H202ZM227 133V134H226ZM236 135H235V134ZM4 134V135H3ZM12 134V135H11ZM19 136H18V135ZM43 134H44V136H43ZM73 136H72V135ZM90 134H92V135H90ZM96 134H97V136H96ZM110 135V136H108V135ZM136 134V135H135ZM169 134V135H168ZM179 136H177V135ZM183 134V135H182ZM255 134V135H254ZM17 137H16V136ZM32 135V136H31ZM38 135H41V136H38ZM52 135V136H51ZM55 136V138H54V136ZM75 135H77V134H75ZM88 135H89V137H88ZM117 135V136H116ZM119 135H121V137L119 136ZM124 135H125V137H124ZM165 135V136H164ZM166 135H168V136H166ZM188 135V136H187ZM238 135V136H237ZM7 136H8V138H7ZM37 136V137H36ZM101 136H103V137H101ZM160 136V137H159ZM203 136V137H202ZM214 136H215V138H214ZM222 136V137H221ZM15 137V138H14ZM29 137V138H28ZM33 137H34V139H33ZM40 137V138H39ZM52 137V138H51ZM61 137V138H60ZM95 137V138H94ZM133 137V138H132ZM170 137V139H168ZM171 137H173L172 139H171ZM176 137V138H175ZM180 137H182V138H180ZM229 137V138H228ZM242 137V138H241ZM28 138V139H27ZM51 138V139H50ZM54 138V139H53ZM88 138V139H87ZM92 138H93V140H92ZM98 138V139H97ZM101 138H102V140H101ZM107 138V139H106ZM109 138H110V140H109ZM120 138V139H119ZM126 138L128 139V141L126 140ZM161 138V139H160ZM182 139V141H180V139ZM199 138V139H198ZM205 138V139H204ZM211 138H214L213 140L211 139ZM232 138H233V140H232ZM241 138V139H240ZM248 138V139H247ZM4 139V140H3ZM14 139V140H13ZM18 139L19 141H16V140ZM121 139H123V140H125L123 143L125 144L124 146V149L122 148V146H121V144H118V141H121ZM175 139V140H174ZM179 139V140H178ZM185 139V140H184ZM203 139V140H202ZM229 139H230V143H229ZM10 140L12 141V142H10ZM21 140V141H20ZM25 140V141H24ZM29 140V141H28ZM32 140V141H31ZM34 140H35V142H34ZM48 140V141H47ZM56 140L57 141H61V142H63V143H61L60 141L59 142H56ZM96 140L98 141V142H96ZM99 140H101V144H105V148H104V146H103V148H101L98 144L100 143V141ZM117 140V141H116ZM166 140V141H165ZM168 140V141H167ZM188 140V141H187ZM193 140H194V142H195V145L197 146L198 144L200 145L201 144V141H205V142H203V144H205L204 145V151H203V157H204V155H205V158L207 157V156H209V158L210 159H208V162H210V161H213V162H215L214 160H216V164L214 165V167H216L217 168V166H218V168L217 169H213V171H212V169L211 168H207V170L205 171V174H202L201 175V178H197V176L195 177V174H191V172H188V171H186V174L184 173V171H183V176H181V179H179V184L176 186V188H173V187H170V182H171V180L170 179H172L173 177L172 176H174V173H176V172H174V169L173 168H176L177 166H178V164L179 163H181V165L182 164H184V165H182L183 167L186 165V163H184L185 161L183 160V159H181V160H183L182 162H181V160H179L180 158H182V156H180L179 157V155H180V153H182L183 151V153H184V155H185V157L188 155V154H186L187 152L189 153V152H191L192 151V149H193ZM210 140H211V143H214V142H217L218 144H219V149L218 150H216L213 146V144H209L210 143ZM217 140V141H216ZM4 141V142H3ZM15 141H16V144L14 145L13 143H15ZM47 141V142H46ZM94 141H95V143H94ZM111 141L113 142V143H111ZM187 141V142H186ZM226 141V142H225ZM228 141V142H227ZM244 141V142H243ZM23 142V143H22ZM30 142V143H29ZM32 142V143H31ZM44 142V143H43ZM115 142H117V143H115ZM166 142H168V143H166ZM169 142H171L170 143V146H168L167 144H169ZM180 143V142H182L181 143V146H179L180 144H178V143ZM187 143V144H184V143ZM232 142V143H231ZM50 143V144H49ZM53 145H52V144ZM57 143H59V144H57ZM61 143V144H60ZM67 144L66 146H65V144ZM93 145H92V144ZM111 143V144H110ZM131 143V144H130ZM198 143V144H197ZM208 143V144H207ZM223 143H225V144H223ZM8 144V145H7ZM13 146V147H11V145ZM23 144V145H22ZM25 144H27V145H25ZM28 144H30V146L28 145ZM33 144V145H32ZM40 144H41V146H40ZM44 144V145H43ZM63 144V145H62ZM72 144V145H71ZM88 144V143H87ZM95 144H96V146H95ZM103 144V145H104ZM173 144V145H172ZM176 144V145H175ZM183 144H184V147L182 148V146H183ZM191 144V145H190ZM229 144H231V145H229ZM234 144V145H233ZM6 145H7V147H6ZM32 145V146H31ZM51 145V146H50ZM61 145V146H60ZM70 145V146H69ZM74 145V146H73ZM79 145V146H78ZM110 145V146H109ZM166 145H167V147H166ZM185 145H187L186 147H185ZM208 145V147H205V146H207ZM222 145V146H221ZM226 145V146H225ZM228 145V146H227ZM237 145V146H236ZM239 145V146H238ZM249 145V146H248ZM262 145V146H261ZM17 146H18V148H17ZM20 146V147H19ZM26 146V147H25ZM38 146V147H37ZM47 146H48V148H47ZM53 146V147H52ZM112 146V147H111ZM114 146V147H113ZM132 146V147H131ZM148 147H150L149 145H147ZM221 146V147H220ZM234 146V147H233ZM30 147V148H29ZM45 147V148H44ZM52 147V148H51ZM74 147V148H73ZM76 147V148H75ZM81 147V148H80ZM84 147H91V148H89V151H90V155H91V159H93L94 160V162L95 161H97V165H99V164H103V166L104 165H108V168H105L106 166H104V168H105V170L106 171H109V170H111V171H113V175H112V173H111V178H110V180H113L114 181V179H115V183L112 181V183H110V184H116V185H113V187L112 188H114V190L115 191H106L107 190V188L106 189H104V188H102L103 186H97L96 185V183H99L98 182V180H97V178H96V175H95V173L96 174H98V172H96V171H94L93 170V168H91V170L90 169H88L89 168V164H85V162H83V165L85 166H83L84 167V169H82V167H81V161H78V162H76V161H74V162H76V163H74L73 162V165L72 164H67L66 162H67V160L64 158V156L66 155V156H71L70 158L72 159L73 157H74V155H73V153H75L76 155H78V157L79 156H81V157H83V155H84V150H83V148ZM96 147V148H95ZM101 149H100V148ZM109 147H111V148H113V150L111 151V148H109ZM117 147V148H116ZM169 147V148H168ZM174 147H176V148H174ZM188 147H192V148H188ZM210 147L212 148L213 147V149H211V152H210ZM244 147V148H243ZM251 147V148H250ZM1 148H2V151H1ZM8 148H10V149H8ZM11 148H13V149H11ZM16 148V149H15ZM20 148V149H19ZM22 148V149H21ZM29 149L28 151H27V149ZM55 148V149H54ZM70 148H72V150H71V153H70ZM107 148V149H106ZM121 148L123 149V151L121 150ZM168 148V149H167ZM184 148L187 150V152L184 150ZM207 148H209L208 150H207ZM238 148V149H237ZM254 148V149H253ZM18 149V150H17ZM23 149H25L26 151H24ZM82 149V150H81ZM92 149V150H91ZM107 151H106V150ZM110 149V150H109ZM116 149V150H115ZM120 151H119V150ZM128 149V150H127ZM148 149V148H147ZM167 149V150H166ZM189 149V150H188ZM223 149V150H222ZM225 149V150H224ZM9 152H7V151ZM16 150H17V152H16ZM19 150H21V152H19ZM45 150V151H44ZM52 150V151H51ZM64 150V151H63ZM68 150V151H67ZM221 152H220V151ZM238 150V151H237ZM4 151V152H3ZM12 152V154H11V152ZM24 151V152H23ZM46 151H47V153H46ZM62 151H63V153H62ZM75 151V152H74ZM169 152V153H167V152ZM171 151V152H170ZM179 151V152H178ZM206 151H208L207 153H206ZM213 151H214V153H213ZM215 151H216V153H215ZM219 151V152H218ZM225 151L227 152V153H225ZM250 151V152H249ZM18 152H19V154H18ZM43 152V153H42ZM69 152V153H68ZM93 152H96L95 154L93 153ZM101 152V153H100ZM104 154H103V153ZM113 152H115L114 154H112ZM119 152H121L122 154H120ZM175 152V153H174ZM210 152V153H209ZM230 152V153H229ZM253 152V153H252ZM254 152H255V155H254ZM2 153V154H1ZM3 153H4V155H3ZM17 153V154H16ZM22 153V154H21ZM49 153V154H48ZM66 153V154H65ZM108 153V154H107ZM110 153V154H109ZM127 153V154H126ZM173 153V154H172ZM182 153V154H183ZM212 153V154H211ZM249 153H251V154H249ZM258 153V154H257ZM262 153V154H261ZM13 154H15V157L17 158V160H16V158L14 157V155ZM55 154V155H54ZM58 154V155H57ZM61 154V155H60ZM68 154H70V155H68ZM83 154V155H82ZM107 154V155H106ZM118 154H120V156L122 157V158H120V156H119V158L118 157H114V156H117ZM137 154V155H136ZM168 154V155H167ZM172 156H171V155ZM207 154V155H206ZM224 154V155H223ZM226 154V155H225ZM7 155H9V156H7ZM11 155V156H10ZM19 155V156H18ZM22 155V156H21ZM29 155V156H28ZM106 155V156H105ZM129 155V156H128ZM134 155H136L135 156V158L136 159H138L139 161L140 160H142V162L140 163V165H139V168L137 169V171H135L134 173H133V169H132V167L134 166V164H132V163H134L135 162V159H134ZM176 155V156H175ZM211 155H213V157L215 156V159L211 156ZM218 155V156H217ZM220 155V156H219ZM223 155V156H222ZM246 155V156H245ZM250 155V156H249ZM253 155H254V157H253ZM1 156H3V157H1ZM6 156L8 157V160H6L7 158H6ZM12 156H13V158H12ZM49 156H51V157H49ZM57 156V157H56ZM63 157V159H62V157ZM126 156H128V157H125ZM178 156V157H177ZM211 156V157H210ZM252 156V158L253 159H257L256 160V165L254 166V163L252 162L251 163V161L249 160L250 158L249 157H251ZM255 156H256V158H255ZM6 159H5V158ZM54 157V158H53ZM114 157V158H113ZM175 157V158H174ZM258 157V158H257ZM105 158V159H104ZM179 158V159H178ZM211 158H213V159H211ZM228 158V159H227ZM11 159V160H10ZM22 159V160H21ZM54 159V160H53ZM55 159H57V160H55ZM64 159L66 160L65 161V163H64ZM90 159V158H89ZM101 159V160H100ZM119 159H124L123 161H125L126 162V164H128V165H130V167H131V171H129L128 172V169H127V173H130L131 172V176L130 175H128V174H126L125 172H115V171H117V166L118 165H120V163L119 162H117ZM144 159V160H143ZM147 159V160H146ZM174 159V160H173ZM220 159V160H219ZM50 160H52V161H50ZM109 162H108V161ZM111 160V161H110ZM179 160V161H178ZM210 160V161H209ZM230 160V161H229ZM236 160V161H235ZM9 161V162H8ZM10 161H11V163H10ZM103 161V162H102ZM143 161H144V163H143ZM152 161V162H151ZM175 161V162H174ZM177 161V162H176ZM222 163H221V162ZM30 162V163H29ZM51 162V163H50ZM53 162V163H52ZM61 162H63V163H61ZM106 162V163H105ZM131 162V163H130ZM57 163V164H56ZM109 163V164H108ZM152 163H154V164H152ZM156 163V164H155ZM174 163V164H173ZM176 163H178L177 165H176ZM23 164V165H22ZM110 164H113V165H115L116 167H114L113 165H110ZM166 164V163H165ZM222 164V165H221ZM75 165L77 166V167H75ZM86 165L88 166V168L86 169ZM223 165H225L226 167L224 168L223 167ZM229 165V166H228ZM22 168H21V167ZM51 166V167H50ZM63 166V168H61V167ZM100 166V165H99ZM102 166V165H101ZM113 166V167H112ZM221 166L223 167V168H221ZM54 167V168H53ZM64 167H65V169H64ZM72 167H73V169H72ZM79 167H80V170H79ZM155 169H154V168ZM169 167H171V168H169ZM229 167V168H228ZM233 167V168H232ZM240 167H242L241 169H239ZM30 168V169H29ZM35 168V169H34ZM53 168V169H52ZM56 168V169H55ZM118 168H120L121 169V166L119 167L118 166ZM124 168V167H123ZM143 168V169H142ZM220 168V170H218ZM232 168V169H231ZM255 168H256V170H255ZM17 169V170H16ZM21 169V170H20ZM82 169V170H81ZM150 169H153V170H151L150 171ZM259 169H261L260 171H259ZM10 170V171H9ZM45 170V171H44ZM52 170H57L58 172H60L59 170H62V171H64V173H66L67 174V177H68V182H70V184L69 183H64L63 181H61L60 179H58V177H59V175H56V176H51L50 177V175H52ZM155 170H156V172H155ZM181 170V169H180ZM233 170V171H232ZM125 171V170H124ZM150 171V172H149ZM212 171V172H211ZM220 171V172H219ZM229 173H228V172ZM104 172V174H103V176H105V174H106V172L105 171H103ZM155 172V173H154ZM162 172V171H161ZM165 170L162 172V173H164L163 175H165ZM179 172V171H178ZM177 172V173H178ZM219 172V173H218ZM223 172V175L222 174H220V173H222ZM231 172H233V174H231ZM257 172V173H256ZM18 174V176H17V174ZM84 173V174H83ZM135 173H137L136 175H135ZM170 173H172V174H170ZM261 174L260 176H258V174ZM25 175V178H24V175ZM93 174V175H92ZM150 174V175H149ZM151 174H153V175H151ZM230 174V175H229ZM9 177H8V176ZM13 175H14V178H13ZM22 175V176H21ZM76 175V176H75ZM81 175V176H80ZM87 175H89V176H87ZM91 175H92V178H91ZM99 175V174H98ZM101 175V174H100ZM149 175V176H148ZM170 175H171V177H170ZM178 175V174H177ZM176 175V176H177ZM181 175V174H180ZM187 175H189V176H187ZM190 175H192V176H190ZM194 175V176H193ZM220 175V176H219ZM232 175V176H231ZM87 178H86V177ZM133 176V177H132ZM153 176V177H152ZM185 176H187V177H185ZM254 176V177H253ZM1 177H3V178H1ZM5 177V178H4ZM37 177H38V179H37ZM70 177V178H69ZM89 177H90V181H89ZM141 177H143V178H141ZM146 177V178H145ZM155 177V178H154ZM185 177V178H184ZM188 177H189V180H188V184L186 183V181H187V179H188ZM190 177H191V179H190ZM227 177H228V179H227ZM258 179H257V178ZM10 178V179H9ZM19 178V179H18ZM107 178V177H106ZM149 179V181H148V179ZM211 178H212V181H211ZM256 178V179H255ZM3 179V180H2ZM6 179V180H5ZM8 179V180H7ZM51 179V180H50ZM192 179H196L195 181L194 180H192ZM197 179H201L202 180V182L201 181H198ZM252 179V180H251ZM13 180V181H12ZM151 180V181H150ZM222 180V181H221ZM226 180H228V181H226ZM234 182H233V181ZM2 181V182H1ZM94 181V182H93ZM196 181H198V182H200V183H198V182H196ZM261 181H262V184H263V186H262V184H261ZM12 182H14V183H12ZM16 182V183H15ZM41 182V183H40ZM74 182V183H73ZM79 182V183H78ZM143 184H141V183ZM153 182V185L151 184ZM166 182H167V184H166ZM183 182H185V183H183ZM195 182L197 183L196 185H195ZM235 182L237 183V184H235ZM246 182V183H245ZM5 183V184H4ZM27 183V184H26ZM62 183H64L65 184V187L67 186V184H69V186H71V187H67V190H72V191H75V197H73V198H71V196L69 195V196H67L64 192H61V190H63L64 189V185H62ZM86 183H87V185H86ZM146 183H147V185H146ZM154 183L156 184V185H154ZM189 183H190V185L192 186H190L189 185ZM243 183H245L244 185H243ZM258 183V184H257ZM4 184V185H3ZM19 184H21V185H19ZM61 184V185H60ZM138 184V185H137ZM182 184V185H181ZM202 184V185H201ZM241 184V185H240ZM248 184V185H247ZM253 184V185H252ZM5 185H7V186H5ZM18 187H17V186ZM26 185H27V187H26ZM95 185V186H94ZM136 185V186H135ZM152 185V186H151ZM169 185V186H168ZM186 185V186H185ZM187 185H189L188 187L189 188H191V189H189V191H188V189H186L187 188ZM219 185V186H218ZM238 185V186H237ZM239 185L241 186V190H239L240 189V187H239ZM243 185V186H242ZM256 185V186H255ZM258 185V186H257ZM4 186V187H3ZM10 186V187H9ZM13 186H14V188H13ZM22 186L24 187V188H28L27 190H28V192L30 193V198L28 197V199L26 200L27 201V203H26V205L27 204H30V205H32V207H33V212H32V215H34V214H36V213H42L43 214V217L41 216V217H39V218H31L30 216H29V212H27L26 210H22V209H19L18 208V204H16L17 203V201H16V196L17 197H19L18 199H20L21 198V193H20V190L22 189ZM116 186V187H115ZM144 186H146V188L144 187ZM200 186V187H199ZM212 186H213V188H212ZM215 186V187H214ZM248 186V187H247ZM9 187V188H8ZM63 187V188H62ZM98 187H100V188H98ZM134 187V188H133ZM138 187V188H137ZM154 187V188H153ZM160 187V188H159ZM202 187V188H201ZM246 187V188H245ZM1 188H3V190L1 189ZM13 188V189H12ZM17 188V189H16ZM142 188V189H141ZM145 188V190H143ZM163 190H165V191H163ZM173 188V189H172ZM219 188H220V190H219ZM237 188H239V189H237ZM7 189V190H6ZM18 189H20V190H18ZM40 189V190H39ZM136 189V190H135ZM138 189V190H137ZM157 189H158V191H157ZM180 189V190H179ZM183 189L185 190V191H183ZM199 189V190H198ZM203 189V190H202ZM218 189V193L216 192V190ZM248 189V190H247ZM250 189V190H249ZM253 189V190H252ZM12 190V191H11ZM39 190V191H38ZM55 190V191H54ZM181 190H182V192H181ZM194 190V191H193ZM222 190V191H221ZM19 191V192H18ZM71 191V192H72ZM149 191V192H148ZM173 191V192H172ZM175 191V192H174ZM181 192V193H179V192ZM186 191L187 192H189V193H187L186 194ZM192 191L194 192L193 194H191L192 193ZM200 191H201V193H200ZM225 191V192H224ZM228 191V192H227ZM233 191V192H232ZM250 191V193H248ZM256 191V192H255ZM3 192V193H2ZM9 192L10 193H12V195H10L9 194ZM147 192V193H146ZM160 194H159V193ZM176 192H177V194H176ZM197 192V193H196ZM207 192V193H206ZM215 192L217 193V194H215ZM14 193V194H13ZM18 193V194H17ZM20 193V194H19ZM113 193H114V195H113ZM199 193V194H198ZM212 193V194H211ZM225 193L227 194L226 196H225ZM235 193H237V194H235ZM248 193V194H247ZM256 193H257V195H256ZM261 193V194H260ZM36 194V195H35ZM65 194V195H64ZM195 194H197V196H198V198H197V196L195 195ZM208 194H209V196H208ZM235 194V195H234ZM263 194V195H262ZM8 195H10V196H8ZM15 195V196H14ZM107 195V196H106ZM174 195V196H173ZM177 195V197L179 196V195H181V196H179V198H177V197H175ZM182 195H184V200H183V196ZM188 195V196H187ZM191 195H192V197H191ZM207 195V196H206ZM218 195V196H217ZM243 195H244V198H243ZM250 195V196H249ZM12 196H14V197H12ZM59 196V197H58ZM66 196V197H65ZM78 196V197H77ZM108 196H109V198H108ZM116 196V197H115ZM150 196V195H149ZM156 196H158V197H156ZM216 198H215V197ZM233 196V197H232ZM239 196V197H238ZM246 196H248V198L246 197ZM253 196V197H252ZM255 196V197H254ZM12 197V198H11ZM107 197V198H106ZM171 197V198H170ZM196 197V198H195ZM201 197V198H200ZM203 197V198H202ZM207 197V198H206ZM237 197V198H236ZM252 197V198H251ZM105 198V199H104ZM180 198H182V200L180 201ZM190 198V199H189ZM239 198V199H238ZM246 198V199H245ZM33 199V200H32ZM74 199V200H73ZM178 199V200H177ZM192 199V200H191ZM202 199V200H201ZM227 199V200H226ZM234 199L236 200V201H234ZM241 199V200H240ZM242 199H244V201L242 200ZM255 199H256V201H255ZM105 200H107V201H105ZM128 200H130V202L128 201ZM187 200H188V202H187ZM204 200V201H203ZM212 200V201H211ZM221 201V202H223V204H225L224 206L225 207H223L222 209H220L219 211H216V212H212L211 211V207H212V202L213 201ZM225 200V201H224ZM257 200H258V202H257ZM11 201H13V203L11 202ZM30 201V202H29ZM104 201L106 202V203H104ZM174 201V202H173ZM197 201H198V203H197ZM203 201V203L202 204H200V202H202ZM247 201V202H246ZM125 202V203H124ZM170 202V203H169ZM172 202V203H171ZM179 202H180V205H182L183 204V202H185V204L184 205H182V206H180L179 205ZM205 202V203H204ZM211 202V203H210ZM238 202V203H237ZM12 203V204H11ZM118 203V204H117ZM196 203V204H195ZM208 203H209V205H208ZM228 203H230V204H228ZM240 203V204H239ZM245 203V204H244ZM253 203V206L251 205ZM258 205H257V204ZM260 203V204H259ZM108 204V206H106ZM168 204H169V206H168ZM171 204L173 205V206H171ZM190 204V205H189ZM227 204V205H226ZM241 204H243V207H242V205ZM254 204H256V205H254ZM15 205V206H14ZM122 205V206H121ZM179 205V206H178ZM199 205V206H198ZM202 205H203V207H202ZM206 207H205V206ZM239 205H241V206H239ZM245 205V206H244ZM112 206V207H111ZM178 206V207H177ZM184 206H186V207H184ZM191 206V207H190ZM197 206V207H196ZM202 208H201V207ZM209 206V207H208ZM238 206V207H237ZM110 207H111V209H110ZM122 207V208H121ZM172 207V208H171ZM176 207V208H175ZM182 207V208H181ZM191 208V210H190V208ZM208 207V208H207ZM226 207H227V209H226ZM241 207V208H240ZM251 207H253V208H251ZM115 208V209H114ZM170 208V209H169ZM186 208V209H185ZM197 210H196V209ZM203 208H205V209H203ZM239 208V209H238ZM251 208V209H250ZM123 209V210H122ZM135 209V210H134ZM167 209H169V210H167ZM225 209V210H224ZM234 209V210H233ZM242 209H243V211H242ZM21 210V211H20ZM148 210H152V209H148ZM173 210V211H172ZM254 210V211H253ZM120 211H122V212H120ZM134 211V212H133ZM177 211V212H176ZM180 211V214L182 215H180L178 212ZM190 211V212H189ZM211 211V212H210ZM225 211L227 212V213H225ZM233 211H235V212H233ZM238 211V212H237ZM17 212V213H16ZM126 212H127V214H126ZM128 212H130L129 214H128ZM172 212H173V215L174 216H172ZM184 214H182V213ZM210 212V213H209ZM223 212L225 213V215L223 214ZM248 212V213H247ZM252 212V213H251ZM134 213V214H133ZM177 213V214H176ZM191 213V214H190ZM193 213H194V215H193ZM216 213V214H215ZM238 214V215H236V214ZM242 213H243V215H242ZM245 213L247 214L246 216H245ZM251 213V214H250ZM166 214V213H165ZM190 214V215H189ZM223 214V215H222ZM226 214H227V216H226ZM110 215V216H109ZM123 215V216H122ZM127 215L129 216V215H131V216H129V217H127ZM137 215V216H136ZM158 215H159V213H158ZM168 215H171L170 217L168 216ZM177 215V217H175ZM187 215V216H186ZM215 215H216V217H215ZM242 215V216H241ZM134 216V217H133ZM160 216V215H159ZM192 216V217H191ZM218 216H219V218H218ZM205 217V216H204ZM215 219H214V218ZM16 218H18V219H16ZM19 218H21V219H19ZM29 218V219H28ZM115 218V219H114ZM127 218H129V219H127ZM133 219V220H131V219ZM146 218V219H145ZM28 219V220H27ZM110 219V220H109ZM175 219V220H174ZM192 219H194V220H192ZM208 219H203V221H205V220H208ZM217 219V220H216ZM222 219V220H221ZM124 220V221H123ZM129 220V221H128ZM146 220V221H145ZM172 220V221H171ZM179 220V221H178ZM183 220V221H182ZM190 220V221H189ZM200 220H201V223H202V219H199V220H197L196 222V224H197V226L196 225H194L195 227L194 228H196V227H198V225L200 224ZM244 220V221H243ZM36 221H38V222H36ZM121 221H123V223H125L124 224V228H120L119 226H123V224H121ZM126 221V222H125ZM128 221V222H127ZM132 221V222H131ZM148 221V222H147ZM170 221V222H169ZM176 221V222H175ZM261 221V222H260ZM7 222V223H6ZM11 222V223H10ZM17 222H19V223H17ZM40 222V223H39ZM138 225H136L135 223ZM142 222V223H141ZM146 222V223H145ZM150 222V223H149ZM172 222H174V224L172 225ZM191 222V223H190ZM42 223H44L43 225H42ZM90 223H91V225H90ZM93 223V224H92ZM104 223V224H103ZM140 223V224H139ZM175 223H176V225H175ZM208 223V224H207ZM207 223H204L205 225H210V223H209V220L207 221ZM263 223V224H262ZM8 224V225H7ZM117 224H121V225H117ZM149 224H151V225H149ZM258 224V225H257ZM6 225V226H5ZM28 225V226H27ZM137 227H136V226ZM147 225V226H146ZM179 225V226H178ZM243 225V224H242ZM257 227H256V226ZM38 226V227H37ZM101 226H102V228H101ZM127 226V227H126ZM132 226V227H131ZM143 226V227H142ZM175 226V227H174ZM259 226V227H258ZM41 229H40V228ZM114 227H117V228H114ZM210 227H211V225H210ZM242 226H238L237 227V229L234 231V235H228V239L227 240H224L223 241V247H221V249H219V251H218V255H219V257H218V259L220 258L221 259V261L220 260H218V259H214V260H212V259H209V261H208V259L202 254V253H200V252H194L193 254H189L190 255V257H193V258H195L194 260H191V259H189V261L190 262H188L189 264L190 263H195V261H200L201 262V264H214V262H215V264H218V262H219V264H264V219L262 220H259V222H257L256 224H254L252 227L254 228H252V227H250V228H246V224L241 228ZM129 228V229H128ZM136 228V229H135ZM139 230H138V229ZM241 228V229H240ZM40 229V230H39ZM92 229L94 230L93 232H92ZM112 229V230H111ZM127 229V230H126ZM152 229V228H151ZM111 232H109V231ZM113 230H114V232H113ZM121 231V234H119L117 231ZM242 230H244V231H242ZM252 230V231H251ZM103 231V232H102ZM126 231V232H125ZM127 231H129V232H127ZM171 231V232H170ZM238 231V232H237ZM38 232V233H37ZM132 232V233H131ZM168 232H169V234H168ZM245 232V233H244ZM42 233V234H41ZM115 234V236H114V234ZM151 233V232H150ZM164 233H162V234H164ZM242 233H244V234H242ZM39 234V235H38ZM93 234H94V237L95 238H93V240L91 239L92 237H93ZM128 234V235H127ZM166 234H164V235H166ZM236 234V235H235ZM241 234H242V236H241ZM33 235H35V236H33ZM113 235V236H112ZM46 236V237H45ZM144 236V235H143ZM235 236V237H234ZM237 236V237H236ZM263 236V237H262ZM39 237V238H38ZM113 237V238H112ZM130 237V238H129ZM234 237V238H233ZM260 237V238H259ZM81 238V239H80ZM115 238V239H114ZM255 238V239H254ZM55 239V240H54ZM79 239V240H78ZM111 239H113V240H111ZM127 239V240H126ZM246 239H248V240H246ZM85 240H86V242H85ZM236 240V241H235ZM255 240H257V241H254ZM79 241V242H78ZM81 241H84V243L83 242H81ZM88 241H89V243H88ZM96 241V242H95ZM103 241V242H102ZM234 241V242H233ZM64 242V243H63ZM101 242H102V244H101ZM231 242V243H230ZM239 242V243H238ZM243 242V243H242ZM75 243L76 244H82V245H80L79 247L81 248H78V247H75ZM230 243V244H229ZM242 244V245H241ZM243 244H245V245H243ZM3 245V246H2ZM101 245V246H100ZM128 245V246H127ZM159 245H161V247L162 248H170V249H172V247H173V249H183L184 247H185V243L182 241L181 243H180V245L179 246H176V244H174V243H172V245H174V246H172L170 243H167V244H165L164 242L162 243V244H159ZM237 245V246H236ZM253 245H256V247L255 246H253ZM38 246H40V247H38ZM74 246V247H73ZM168 246V247H167ZM243 246V247H242ZM251 246V247H250ZM44 247L46 248V249H44ZM68 247V248H67ZM105 247V246H104ZM40 248V249H39ZM106 248V247H105ZM124 248V249H123ZM239 248V249H238ZM86 249V250H85ZM46 250H48L47 252H46ZM113 251H111V252H115L116 251V248H113L112 249ZM230 252H228V251ZM238 250V251H237ZM44 251H45V253H44ZM86 253H85V252ZM233 251H235L236 253H238V254H235V252H234V254H233ZM24 252V253H23ZM80 252V251H79ZM118 252V251H117ZM226 252V254L224 255L223 253H225ZM231 254L230 256H229V254ZM55 254V255H54ZM197 254V255H196ZM248 254V255H247ZM255 254V255H254ZM46 255V256H45ZM227 255L229 256V258L227 257ZM236 255V257L237 258H239V259H237L236 257H234ZM262 255V256H261ZM221 256H225V257H221ZM252 256V257H251ZM254 256V257H253ZM86 257H88V256H86ZM130 257V258H129ZM137 257V259H138V257L139 256H136ZM136 257L134 256V257H131V254H128V258H126L127 260H125V258H124V262H128V263H134L135 264V262H136ZM159 257H161V258H164V253H162V254H159ZM227 257V258H226ZM54 258V259H53ZM89 258H90V255H89ZM199 258H200V260H199ZM246 258V259H245ZM52 259V260H51ZM136 259V260H135ZM180 259V258H179ZM226 259V261H224V260ZM232 259V261H230ZM102 260H104V261H102ZM102 260L101 259H99V263L100 264H104L105 262H107L106 260H105V258H102ZM134 260H135V262H134ZM168 260H170V258H168ZM216 260H217V262H216ZM235 262H234V261ZM240 260V261H239ZM256 260V261H255ZM178 261H180V260H178ZM211 261V262H210ZM223 261H224V263H223ZM237 261V262H236ZM244 261V262H243ZM27 262V263H26ZM164 264V262H161L159 259L156 261V263L155 264ZM229 262V263H228ZM242 262V263H241ZM145 264V263H144ZM185 264H187V263H185Z\"/></svg>","mask_w":264,"mask_h":264},{"label":"bare ground","instance_id":"2","mask_svg":"<svg viewBox=\"0 0 264 264\" xmlns=\"http://www.w3.org/2000/svg\"><path fill=\"white\" fill-rule=\"evenodd\" d=\"M9 1H12V3H13V7H11V8H13L11 11H12V13L10 12V16H9V19L10 18H12L11 19V21H15V24L16 25H20V26H18V28H22V32H21V34H17V33H10V30H9V28L7 27H5L6 26V24L7 23H10L9 21H8V13H5V11H7V10H5L3 13H0V29H2L1 31H0V82H2L3 81V79H5L6 78V76H11V75H15V78H14V80L13 81H9V83L10 84H12V83H15V82H17L18 80H20V78H21V75H16V74H18V73H20V72H23V70H25L27 73H28V71H29V65H31V64H34V62L32 63V60H33V58H34V54L36 53V50L37 49H39V47L37 46V44H35V45H26V47L25 48H23V46H24V44H26V43H24L23 45H22V43L20 44V42L19 41H21L22 39H25V38H28V37H30L33 33H31L32 31H31V29L33 28L34 29V26L36 25V26H38V24L41 26H43L44 25V23H46V24H48V21L46 22L45 20H51L50 19V15L54 12V13H56V11H58V9H56V7H58L59 5H60V3H62L63 2V5L64 4H67V2L66 1H68V0H7V2L6 3H10ZM61 1V2H60ZM78 1H80V0H78ZM88 1V2H87ZM93 1H95V0H84V2H87V4L89 3V5H93L92 7H91V9H90V7H89V5L87 6L88 7V9H85V6L87 5L86 3L84 4L83 3V6L81 5V7H80V4L77 6V5H75L76 3V1L74 2V0H73V2L75 3V4H72V5H70L71 6V9H68V10H66V11H64L66 8H64V10L61 12L60 11V7H58V8H60L59 9V11L61 12V14H60V12H59V15H57L58 16V19L57 20H55V21H53L54 20V17H52L53 19H52V21L54 22V24H52V26L50 27V29H46V27L48 26H46L45 27V29L47 30H45V29H41V30H45L46 31V33H45V37H44V35H43V37H44V44H43V48H45V49H47L48 47H49V44L52 46V49H50V48H48L49 49V51H47L46 50V52H44V51H42L43 53H46V56H45V54H43V53H39L40 55L39 56H41L42 54L44 55H42L40 58H38V60H36L38 63L39 62H43V63H41V64H39V66H41V68H40V76L39 77H35V79H37V80H39L40 78H44L45 76H46V72H47V69L49 68V67H51V66H53V68L51 69L52 71L53 70H57V75H58V72H61V71H59V69L58 68H60V66H62V64L60 63L61 62V60H60V55H62L64 52V54H65V58L63 57V59H64V61L63 62H65V59H72V61H71V63L73 62V67L75 66L76 67V69L78 70L79 69V67L80 66H82L83 65V68H84V66H85V64H90L89 63V57H95V55H94V53H95V51L97 50V53H95V54H98L99 53V50L101 49V48H97V46H98V42H92L91 43V41H90V37H88V39H89V41L90 42H87L86 41V39H85V37H86V35H89V31H91V29L88 31V26L90 25L91 26V24L92 23H94V25L96 24V25H98L100 22H102L101 24H104L103 26H101L100 24V27L99 28H103V31H102V29H101V32H102V34H100L101 36H102V38L103 39H105L103 42H105V44H104V46L102 47V48H104V50L105 49H108L109 47H110V55H111V57H112V54L115 56V54H117L118 53V55H122V58H125L124 59V61L125 60H127L126 62L129 64L128 66H130V70H131V72H130V74H129V71H128V69H127V71H128V73L127 72H125V71H121L122 73H123V75H124V72H125V74H126V76H125V79L123 80V78H122V80H123V82L117 87V88H115V90H112V87H113V85L114 84H111L110 82H109V79H107L106 78V80L104 79L103 81L101 80L102 79V77L100 78L99 76V79L102 81L101 83H102V87L101 88H103V90H102V92H101V95H99V97H101L102 98V100H99V101H95V105H98V107L99 108H105L106 107V105H108L109 104V101L111 100V103H110V105H112V104H114L113 105V109L114 110H120L119 109V107H120V105H122V104H124V103H126L127 102V99L129 98V99H131V100H133V98H136V95H137V90H133V88H129L128 87V89L126 88V83L128 82V81H130V82H134L135 84V86H137L138 87V85H141V80H142V82L143 83H145V85L147 84V85H149V86H147V88L146 89H149L148 87H150V89L152 90V92L153 93H157L158 94V91H162L163 93L165 92L164 91V89L163 90H161L162 88H161V85H160V83H159V81H157V83L160 85V86H158V87H155L154 86V82H153V80L155 81V80H159L160 78H158V76L159 75H161L160 77H162L163 75H164V77L166 76V74H169V73H167L168 72V70H167V72H165L164 71V68H162L166 63H172V60H170L171 59V57L173 58H175V60L176 61H178L177 63V65H175L176 67H178V65L181 67V65H183L184 67H186V68H189L190 69V71L192 70L193 72L195 71V69H197V71H199L200 70V72H202V75H204L203 77H205V80H207L206 79V77L208 76H210L209 75V73H211L212 71L214 72H217V73H214V75L213 76H211V78L213 77V79L214 78H218L217 80H221L222 78H224V77H230V78H239V76H241V73L242 72H238V73H236L235 74V67L233 66V63H235L234 61H233V63L231 62V64L230 65H226V63H225V65L226 66H224V65H222L223 64V62L221 63V64H218V62H213L215 59H216V56L214 55V51L213 50H211V49H209L210 48V46H208V45H206V44H209L208 42H202V40H198V41H200V43H202L201 44V46H200V49L199 48H197V45H195L197 42L194 40V36H193V32L192 31H190V29L192 28V25H190V24H192L191 23V21H193V19L194 20H196V18L193 16V15H195V14H193L192 12H190L191 14H189L188 12L189 11H186V8H187V4H188V1H190V0H128V1H126V0H102L101 1V3H99V4H97V3H92ZM198 1V0H197ZM209 1V0H208ZM235 1V0H234ZM239 1V0H238ZM252 1V0H251ZM255 1V0H254ZM69 2H71L70 0H69ZM96 2V1H95ZM119 2H123L124 3V7H125V10H122V12H121V9L122 8H120V7H118V5H117V3L119 4ZM154 2V4H152ZM196 2V1H195ZM211 2V1H210ZM209 2V7H208V5H206L204 8L206 9V11L204 12V16H205V20H207V22H211L212 21V15H211V11H210V3ZM217 2V1H216ZM221 2V4H225L226 5V3L225 2H223L222 0L220 1ZM229 2H231V1H229ZM241 2H242V0H241ZM247 2V1H246ZM256 2V1H255ZM261 2V1H260ZM259 2V3H260ZM4 2H2V3H0L1 4V6H2V4H3ZM80 3H81V1H80ZM92 3V4H91ZM120 3V4H121ZM197 3V2H196ZM218 3V2H217ZM237 3V2H236ZM250 3V2H249ZM262 3V2H261ZM260 3V4H261ZM192 4V3H191ZM220 4V5H221ZM235 4V3H234ZM243 5H244V3H242ZM241 4V5H242ZM6 5V4H5ZM4 5V6H5ZM10 5H11V3H10ZM9 5V6H10ZM62 5V6H63ZM196 5V4H195ZM255 5H256V3H255ZM0 6V7H1ZM12 6V5H11ZM77 6V7H76ZM189 6V5H188ZM197 6V5H196ZM227 6V5H226ZM230 6V5H229ZM236 6H237V4H236ZM239 6H240V4L238 5V7H237V9L239 8ZM246 6H249L247 3H246ZM258 6H259V4H258ZM257 6V7H258ZM8 7V6H7ZM99 7H102V8H99ZM189 7H191V6H189ZM200 7V6H199ZM212 7V6H211ZM216 7L217 6H215V9H216ZM243 7V6H242ZM251 7V6H250ZM253 8H254V3H253V6H252ZM251 7V8H252ZM261 7V6H260ZM2 8V7H1ZM68 8V7H67ZM78 8V9H77ZM156 8V11L155 12H153L150 16H148L147 18H145V15L146 14H148V13H150V12H152L154 9ZM203 8V7H202ZM218 8V7H217ZM225 8V7H224ZM223 8V9H224ZM232 8V7H231ZM262 8V7H261ZM63 9V8H62ZM84 9H85V11H84ZM89 9H90V12H89ZM97 9V10H96ZM99 9H102V11H103V13L101 14V18L99 17L100 16V14L98 15V17L101 19V20H99V19H97V20H95V21H97L98 23H95V21L94 22H92V16L93 15H95L98 11H99ZM209 9V10H208ZM220 9V8H219ZM222 9V10H223ZM227 9H229V7L227 8ZM236 9V8H235ZM258 9V8H257ZM1 10V9H0ZM42 10H47V12L49 11V13L46 15V16H42V17H40V18H38L39 16H38V14H40V11H42ZM56 10V11H55ZM191 10V9H190ZM225 10V9H224ZM245 10H247L246 8H245ZM252 10V9H251ZM258 10H260V9H258ZM257 10V11H258ZM101 11V12H102ZM240 11V10H239ZM238 11V12H239ZM243 11V10H242ZM261 12H262V10H260ZM259 11V12H260ZM1 12V11H0ZM44 12H46V11H44ZM46 12V13H47ZM121 12V13H120ZM215 12V11H214ZM213 12V13H214ZM217 12H220L219 10L217 11ZM251 12V11H250ZM54 13H53V15H54ZM100 13V12H99ZM229 13V12H228ZM230 13H231V11H230ZM254 13V12H253ZM257 13V12H256ZM77 14V15H76ZM127 14V17L128 18H124L125 17V15ZM199 14V13H198ZM202 14V13H201ZM232 14V13H231ZM264 14V13H263ZM97 15H95V18H97ZM117 15H120L121 16V20H118V17L116 18L115 16H117ZM197 15V14H196ZM216 15V14H215ZM220 15V14H219ZM227 15V14H226ZM233 15V14H232ZM255 15V14H254ZM56 16V17H57ZM123 16V17H122ZM198 17H199V15H197ZM225 16V15H224ZM224 16H223V18H224ZM244 16V15H243ZM243 16H241V17H243ZM263 16V15H262ZM114 17H115V19H116V21H115V19H114ZM200 17H201V15H200ZM227 17V16H226ZM230 17V16H229ZM264 17V16H263ZM38 18V19H37ZM93 18H94V16H93ZM44 19V20H43ZM139 19H141V23L139 24ZM200 19V18H199ZM204 19V18H203ZM232 19V18H231ZM234 19H236V18H234ZM237 24L239 25L242 21H244L243 19H240L239 18V16H237ZM201 20H202V18H201ZM204 20V21H205ZM226 20L228 21L229 19H227L226 18ZM226 20H224V22L226 21ZM18 21H20L19 23H18ZM22 21V22H21ZM45 21V22H44ZM198 21V20H197ZM232 21H233V19H232ZM17 22V23H16ZM196 22V21H195ZM230 22V21H229ZM234 22H236V20L234 21ZM239 22V23H238ZM91 23V24H90ZM137 23L139 24V26H137ZM202 23H204V22H202ZM231 23V22H230ZM51 24V23H50ZM49 24V25H50ZM196 24H198V23H196ZM222 24V23H221ZM237 24H235V25H237ZM242 24V23H241ZM249 24V23H248ZM78 25H80L79 26V29L78 30H76L77 32L80 30V33H78L77 35L75 34L74 36H73V34H72V29L73 28H75V27H77ZM94 25H92V27H94ZM142 25V26H141ZM193 25H194V23H193ZM199 25V24H198ZM207 25V24H206ZM206 25L204 26L205 28H206ZM211 25H213L212 23H211ZM210 25V26H211ZM232 25H233V23H232ZM237 25V26H238ZM246 25V24H245ZM39 27V28H43V27ZM45 26V25H44ZM195 26V25H194ZM200 26V25H199ZM221 26V25H220ZM227 26H228V24H227ZM227 26H225V27H227ZM236 26V28H235V26L233 25V27L235 28L234 30H237V31H234V30H231L230 29V24H229V27H227L228 29H230L229 30V32H230V36H231V38H233V40H237V41H239L241 44H251V46L253 45H258L259 44V38H258V41H256L255 39H254V37L257 35H249L247 32H248V29L245 31V27H247V26H245L244 27V31L242 32V31H240V29L241 28H243V27H241V26H239V27H237ZM244 26V25H243ZM9 27H10V25H9ZM13 27H15V28H17L16 26H12L11 25V28H13ZM201 27V26H200ZM203 27V28H204ZM213 27V26H212ZM37 27H35V29H36ZM38 28V29H39ZM83 29V31H82V29ZM90 28V27H89ZM95 28V27H94ZM205 28H204V30H205ZM223 28V27H222ZM232 28V27H231ZM34 29V30H35ZM93 29V28H92ZM208 29H210V28H208ZM93 30H98L97 28H95V29H93ZM201 30H202V28H201ZM200 30V31H201ZM36 31H38V32H41V31H39V30H37L36 29ZM82 31V32H81ZM100 31V29L98 30V32ZM203 31V30H202ZM220 31V30H219ZM34 32V31H33ZM93 32V31H92ZM106 32H109V34L108 33H106ZM225 32V31H224ZM253 32V31H252ZM43 33V32H42ZM75 33V32H74ZM96 33V32H95ZM93 34V36L94 35H97V34H99V33H97V34ZM226 33H228V32H226ZM257 33V32H256ZM35 34V33H34ZM39 34V33H38ZM212 34V33H211ZM251 34V33H250ZM253 34V33H252ZM111 35V36H110ZM259 35V34H258ZM83 36H85L84 37V39H85V41H82V37ZM260 36V35H259ZM41 37H42V35H41ZM40 37V38H41ZM92 37V36H91ZM97 38L98 37H100L99 35H97L96 36ZM95 37V39L97 40V38ZM101 38V37H100ZM226 38V37H225ZM229 38V37H228ZM227 38V39H228ZM255 38H257V37H255ZM261 38V37H260ZM33 39V38H32ZM37 39H39V38H37ZM42 39V38H41ZM60 39H62L61 40V42H64V44L66 43H69V41L68 40H70L71 42L69 43V44H67L68 46L66 47V48H64V52H61L62 51V48H61V46H62V44L60 45H58L57 47H58V53H57V56H56V58L54 59L53 58V61H49V59H52V56L50 55L51 54V52L54 50L53 48H55V46H56V43L59 41ZM99 39V38H98ZM120 39V40H119ZM29 40V39H28ZM27 40V41H28ZM35 40V39H34ZM56 40H58V41H56ZM66 40V41H65ZM100 40V39H99ZM223 40V39H222ZM262 40V39H261ZM26 41V40H25ZM68 41V42H67ZM22 42V41H21ZM35 42H37V41H35ZM39 42H41L40 41V39H39ZM60 42V41H59ZM102 42V43H103ZM226 42V41H225ZM238 42V43H239ZM28 43V42H27ZM42 43V42H41ZM40 43V44H41ZM211 43V42H210ZM227 43H228V41H227ZM229 43H231L230 41H229ZM30 44V43H29ZM65 44V45H66ZM205 44V45H204ZM232 44V43H231ZM249 44V45H250ZM262 44V43H261ZM259 45V46H263V44H264V42H263V44L262 45ZM39 45V44H38ZM220 45V44H219ZM222 45H223V42H222ZM225 45V44H224ZM32 46V48H33V46L36 48V49H34V50H31L32 48H30ZM212 46H213V44H212ZM232 46V45H231ZM243 46V45H242ZM241 46V47H242ZM248 46V45H247ZM246 46V47H247ZM99 47V46H98ZM216 47H217V45H216ZM223 47V46H222ZM227 47V46H226ZM232 47H234V46H232ZM240 47V46H239ZM238 47V48H239ZM240 47V48H241ZM41 48V47H40ZM219 48V47H218ZM253 48V47H252ZM258 48V47H257ZM44 49V50H45ZM197 49H199L200 50V52H198L197 51ZM213 49V48H212ZM221 49V48H220ZM223 49V48H222ZM231 49V48H230ZM235 49V48H234ZM242 49H243V47H242ZM245 49V48H244ZM250 49V48H249ZM255 49V48H254ZM253 49V50H254ZM29 50H31V51H34L35 53L32 55L31 54V52H29ZM43 50V49H42ZM57 49H55V51H56ZM231 50H233V49H231ZM261 50V49H260ZM39 50H37V52H38ZM41 51V50H40ZM55 51H53V52H55ZM101 51H102V49H101ZM227 51H229V49L228 48H226V50H225V52H227ZM237 51H238V49H237ZM241 51V50H240ZM249 51V50H248ZM49 52V53H48ZM73 52L75 53L74 55H73V58L71 57V54H73ZM105 52V51H104ZM104 52H102L103 54H104ZM108 52H109V49H108ZM233 52V51H232ZM250 52V51H249ZM248 52V54L247 55H250V53ZM252 52V51H251ZM260 52V51H259ZM228 53V52H227ZM242 53V52H241ZM243 53H245V51L243 52ZM247 53V52H246ZM22 54V55H21ZM54 54V53H53ZM52 54V55H53ZM108 57H110V55H108V53H105ZM218 54V53H217ZM226 54V53H225ZM234 54H235V52H234ZM254 53H252V55H253ZM257 54H260V53H257ZM263 54H264V52H263ZM262 53H261V55H263ZM37 55V54H36ZM92 55V56H91ZM238 55V54H237ZM246 55V54H245ZM246 55V56H247ZM260 55V56H261ZM100 56H101V54H100ZM223 56V55H222ZM226 56H227V54H226ZM242 56V55H241ZM240 56V57H241ZM246 56H245V58H246ZM255 56V55H254ZM26 57V58H25ZM38 57V56H37ZM44 57V58H43ZM48 57V58H47ZM62 57V56H61ZM97 57H98V62H99V56L97 55ZM96 57V58H97ZM102 57H104L103 55H102ZM102 57L100 58V61L102 60ZM248 57V56H247ZM44 60H43V59ZM46 58V59H45ZM115 58V57H114ZM113 58V59H114ZM116 58H117V56H116ZM120 58V57H119ZM118 58V59H119ZM219 58V57H218ZM217 58V59H218ZM232 58H234V57H232ZM242 58H243V56H242ZM245 58H243V60L245 59ZM258 58V57H257ZM262 58V57H261ZM42 59V60H41ZM93 59V58H92ZM151 59V61H149ZM214 59V60H213ZM220 59V58H219ZM223 59V58H222ZM228 59V58H227ZM235 59V58H234ZM233 59V60H234ZM246 59H248V58H246ZM245 59V60H246ZM21 61V62H19V61ZM54 60H55V62H54ZM93 60H96V59H93ZM107 60V59H106ZM116 60V59H115ZM114 60V61H115ZM174 60V59H173ZM229 60V59H228ZM240 60V59H239ZM262 59H258L257 61L259 62V61H261ZM35 61V62H36ZM84 61V62H83ZM118 61V60H117ZM123 61V62H124ZM194 61H196L197 62V64H193V62ZM230 61V60H229ZM232 61V60H231ZM248 61V60H247ZM252 60L250 59V62H251ZM254 61V60H253ZM253 61H252V63H253ZM70 62V61H69ZM68 62V63H69ZM81 62H83V64L81 63ZM97 62V63H98ZM102 63H98V64H103V62L104 61H101ZM112 61H109V64L111 63ZM195 62V63H196ZM220 62V61H219ZM237 62V61H236ZM240 62H242L241 60H240ZM244 62V61H243ZM246 62V61H245ZM254 62H256V61H254ZM16 63V64H15ZM81 63V65H79ZM96 63V64H97ZM121 63V62H120ZM119 63V64H120ZM238 63V62H237ZM11 64H13L14 66L13 67H11ZM61 64V65H60ZM93 64H94V61H93ZM93 64H91L92 65V67H93ZM111 64H114L113 62L111 63ZM174 64V63H173ZM228 64V63H227ZM236 64V63H235ZM246 64H247V62H246ZM36 65V64H35ZM63 65H65V64H63ZM70 65V64H69ZM69 65H67V66H69ZM91 65H89L90 67H91ZM101 65L99 66L98 65V67L96 66V68L94 69V71L95 70H97V71H95V73L96 72H100L101 71V73L102 72H104L103 74H105V72H109V75L110 76H108V78H110L111 77V75H112V71L107 67V66H105V65H102V66H104V67H101ZM125 66L124 67H126V63L124 64ZM238 65V64H237ZM244 65V64H243ZM243 65H242V67H243ZM253 65V64H252ZM257 65V64H256ZM264 65V64H263ZM33 66V65H32ZM70 66H72V65H70ZM166 66V65H165ZM168 66H171L170 64L168 65ZM34 67V66H33ZM65 67V66H64ZM74 67V68H75ZM88 66H85V68L87 69V71H88V68H87ZM99 67L101 68V69H99ZM113 67V66H112ZM116 67V66H115ZM123 67V69H126V68H124ZM183 67V68H184ZM255 67V66H254ZM32 68V67H31ZM37 68V67H36ZM56 68V69H55ZM73 68V69H74ZM172 68V70H171V72L170 73H173V74H171V76L168 78V80L171 78L172 79V76H173V79L174 78H176L177 77V69L175 68H173V66L171 67ZM258 68V67H257ZM263 68V67H262ZM50 69V68H49ZM48 69V70H49ZM69 70H70V67L68 68ZM73 69L71 70V71H73ZM92 69V68H91ZM122 69V68H121ZM180 69V68H179ZM199 69V70H198ZM38 70V69H37ZM36 70V71H37ZM90 70V69H89ZM161 70H163V72H161ZM170 70V69H169ZM183 70V69H182ZM34 71V70H33ZM50 71V70H49ZM75 71V70H74ZM82 70L80 69V71H78L79 73L81 72ZM118 71V70H117ZM186 71H188V70H186ZM191 71V72H192ZM29 72H31V73H33L31 70L29 71ZM39 72V70L36 72V73H38ZM56 72V71H55ZM65 72L66 71H64V75H65ZM85 72V71H84ZM84 72H82V73H84ZM165 72V73H164ZM35 73V74H36ZM81 73V74H82ZM92 74V72L91 71H88V74L86 75V76H88L89 74ZM121 73V74H122ZM252 71H251V73H245V75H246V78H245V80H244V83H246V81H248V79L249 78H251L252 77ZM26 74V73H25ZM30 74V73H29ZM51 73L49 72V75H50ZM67 75H68V73H66ZM77 74V73H76ZM80 74V75H81ZM90 74V75H91ZM116 74V73H115ZM135 74V75H134ZM163 74V75H162ZM185 74V73H184ZM189 74V73H188ZM191 75H187L188 76V78L190 79V77H191V79L194 81V80H198L199 78L194 74V73H190ZM200 74V73H199ZM232 74H234L233 76H232ZM34 75V74H33ZM36 75V76H37ZM56 75V76H57ZM66 75V76H67ZM72 75V74H71ZM80 75H78V76H80ZM85 75V74H84ZM83 75V76H84ZM95 74H94V72H93V75L92 76H94ZM134 75V76H133ZM176 75V76H175ZM185 75V77H187ZM212 75V74H211ZM32 76V75H31ZM30 76V78H32V77H34V76H32L31 77ZM51 76V75H50ZM50 76H47L48 78L50 77ZM59 76V75H58ZM57 76V77H58ZM61 76V75H60ZM69 76V75H68ZM67 76V77H68ZM77 76V77H78ZM83 76H81V77H83ZM116 76H117V74H116ZM115 76V78H117ZM119 76V75H118ZM52 77V76H51ZM64 76H62V78H63ZM73 77H75V73H74V76ZM90 77V76H89ZM97 77V76H96ZM103 77H105V76H103ZM120 77V76H119ZM168 77V76H167ZM180 77H181V75H180ZM199 77H201V76H199ZM202 77V78H203ZM46 78V77H45ZM54 78V77H53ZM69 78V77H68ZM68 78H67V80H68ZM76 78V77H75ZM74 78V79H75ZM85 78V77H84ZM138 78H140L141 80H138ZM166 78V77H165ZM165 78H163V79H165ZM182 78H184V77H182ZM202 78H201V80H202ZM210 78V79H211ZM226 78V79H227ZM229 78V80L228 81H230L231 79ZM54 79H56V78H54ZM59 80H61L60 79V77L58 78ZM73 79V78H72ZM73 79V80H74ZM80 79V78H79ZM82 79V78H81ZM86 79V78H85ZM171 79H170V81H171ZM177 79H179V81H180V78L178 77ZM177 79H175V81H177ZM185 79V78H184ZM190 79V80H191ZM204 79V78H203ZM23 80V79H22ZM31 80V79H30ZM29 80V81H30ZM34 80V79H33ZM37 80H36V82H37ZM53 80V79H52ZM52 80H51V82H52ZM64 80H65V78H64ZM63 80V81H64ZM96 80V79H95ZM147 80H148V82H147ZM166 80H167V78H166ZM168 80H167V82H168ZM183 80V79H182ZM188 80V79H187ZM186 80V81H187ZM189 80V81H190ZM212 80V79H211ZM223 80V79H222ZM221 80V81H222ZM23 81H25V80H23ZM54 81V80H53ZM69 81V80H68ZM83 81V80H82ZM88 81H89V79H88ZM88 81H87V79L84 81L85 83V86L87 87V85H88ZM90 81H91V79H90ZM94 81V80H93ZM99 80L97 79V83H99L98 82ZM111 81V80H110ZM119 81V80H118ZM120 81H121V79H120ZM162 81H164V80H162ZM174 81V82H175ZM184 81V80H183ZM186 81H184V82H186ZM189 81H187L188 83H189ZM231 81H233V80H231ZM32 82H34V81H32ZM31 82V83H32ZM64 82H66V80L64 81ZM63 82V83H64ZM92 82V81H91ZM113 82V81H112ZM139 82V83H138ZM156 82V81H155ZM172 82H173V80H172ZM171 82V83H172ZM203 82H205V81H203ZM209 82H211V81H209ZM215 82H216V80H215ZM18 83V82H17ZM20 83H21V81H20ZM23 83H25V82H23ZM27 83V82H26ZM29 83V82H28ZM27 83V84H28ZM46 83H48V85L50 84V78H49V82H47V78H46V80L44 81H40V82H38V88L36 87V89H38V90H36V92H35V96L33 97H31V98H33L34 100H35V102L37 103V102H39V95L38 94H40V96L41 95H45L46 93H45V88H46ZM55 83H56V81H55ZM73 83V82H72ZM71 83V84H72ZM137 83H138V85H137ZM163 84H164V82H162ZM170 83V84H171ZM201 83H202V81H201ZM200 83V84H201ZM207 83V81L205 82V84ZM217 83V82H216ZM222 83V82H221ZM9 84V85H10ZM27 84H23V86L22 87H18V89L21 91V93H17V91H16V93H11L10 95H8V96H6V97H4V98H2V99H0V112H3L4 111V109H6V107L7 106H5V104H8V106H9V104H12L13 103V99L14 98H20L21 97V95L22 94H25V92H29V90H30V86L29 87H27ZM37 84V83H36ZM51 84H53V83H51ZM50 84V85H51ZM57 84H59V83H57ZM68 84H69V82H68ZM74 84V83H73ZM90 84V83H89ZM169 84V83H168ZM178 84V83H177ZM177 84H176V86H177ZM183 84V83H182ZM193 84H196L195 83V81H194V83ZM199 84V83H198ZM199 84V85H200ZM214 84V83H213ZM234 84V83H233ZM31 85V84H30ZM33 85H34V83H33ZM33 85H31V86H33ZM61 85V84H60ZM62 85H64V84H62ZM142 85H144V84H142ZM142 85H141V87H142ZM185 85V84H184ZM190 85V84H189ZM208 85H210L209 83H208ZM5 86H6V84H5ZM69 86V85H68ZM72 86V85H71ZM92 86V85H91ZM180 86H182V85H179V87ZM185 86H187L188 87V84L187 85H185ZM206 86V85H205ZM244 86V85H243ZM9 87V86H8ZM34 87V86H33ZM52 87V86H51ZM86 87H84V88H86ZM97 87V86H96ZM144 87V86H143ZM163 87V86H162ZM171 87V86H170ZM172 87H174V86H172ZM191 88H192V85L190 86ZM197 87H198V85H197ZM228 87V86H227ZM53 88V87H52ZM57 89H54V90H58V89H60V88H58V87H56ZM65 88V87H64ZM72 88V87H71ZM177 88V87H176ZM175 88V89H176ZM193 88H194V86H193ZM201 88V87H200ZM210 88H212V86L210 87ZM214 88V87H213ZM221 89H222V87H220ZM224 88V87H223ZM226 88V87H225ZM232 88V87H231ZM14 89H15V87H14ZM16 89H17V87H16ZM17 89V90H18ZM32 90H33V88H31ZM50 89V88H49ZM65 89H69V87L68 88H65ZM113 89H114V87H113ZM165 89H166V87H165ZM168 89V88H167ZM172 89V88H171ZM179 89V88H178ZM178 89H176L178 92H182V94H178L177 93V95L178 96H181L183 99H182V101L180 100V98L178 97L177 98V96H173V99H172V97H171V100H169V97L167 96L168 94L167 93H164L166 96H167V100L169 101L166 105L170 108V109H168V110H170V112L168 111V110H166V108H162V107H160V109L158 108H156L157 106L159 107V105L160 106H162L160 103H162V102H160V103H158L159 101H156V99H155V101L157 102V103H155V105H157L156 107H154V105H153V107H154V109L153 108H150L151 110L153 109V111H154V113H155V116H154V114H153V116H154V118H158V121H161V124H156L157 122H153V120L151 121V122H153V123H151V124H149V123H147V124H149L148 126H147V124L146 123H142V121L141 122H138L137 121V123H141L142 125H140L141 126V130H142V132L141 133H143V135L141 134V136L143 137V139H138L137 140V142L136 141H133V144H132V146H133V153H138V152H140L141 154H142V156H143V158L144 157H146L145 155H147L148 153H149V157L151 156V157H153V159H154V161L155 162H157V164L156 165H158V167H160V170L163 172L164 170L166 171L165 172V175H163L164 173H162L161 171H158L157 172V174L155 173L156 172V170H155V176H156V183H158V186L159 185H161L162 187H164L165 189H167L166 188V186L167 185H165V181H164V183H163V180L166 178V179H169L168 178V176H167V168H166V166H171V164L172 163H170L171 162V160H172V158L173 157H169L170 159H167V157H166V159H165V154L164 153H162V151H161V148L159 147V146H157V139H158V135H160L159 133L160 132H164V134H165V132L167 131V126H169V124H170V121H172V126H174L175 124H176V122H174L173 123V121H174V119H173V117H172V115L174 116L175 114H172V111L173 110H177V109H179L178 111L179 112H181V116H179V117H182V112H183V110L184 109H182L181 107L182 106H184L185 104H186V106H189L188 105V102H187V92L185 91L186 90V88H185V90H181V87H180V90H178ZM183 89V88H182ZM188 89V88H187ZM196 89V88H195ZM198 89V88H197ZM207 89H208V87H207ZM7 90V89H6ZM31 90V91H32ZM50 90H52V89H50ZM49 90V91H50ZM62 90H64V89H62ZM70 90V89H69ZM68 90V91H69ZM82 90V89H81ZM90 90V89H89ZM88 90V91H89ZM96 90V89H95ZM98 90V89H97ZM96 90V91H97ZM173 91H174V89H172ZM172 90H171V93H173L172 92ZM175 90V91H176ZM192 90V89H191ZM204 90H206V87H205V89ZM217 90V87L215 88V91ZM220 90V89H219ZM9 92H11V91H13L12 90V88H11V91L10 90H8ZM35 91V90H34ZM76 91V90H75ZM75 91H74V88H73V92L74 93H71V95H73L75 98H77V100H79V101H81V102H86V98H88V91H87V94H86V92L84 93L83 92V95L82 94H80L79 93V95H77V96H75ZM92 91V90H91ZM99 91V90H98ZM100 91H101V89H100ZM100 91H99V94H100ZM149 91V90H148ZM198 91V90H197ZM230 91V90H229ZM228 91V92H229ZM233 91V90H232ZM23 92V93H22ZM48 92V91H47ZM70 92V91H69ZM95 92V91H94ZM146 92V91H145ZM151 92V91H150ZM180 92V93H181ZM199 92V91H198ZM209 92V91H208ZM212 92H214V90L212 91ZM220 92V91H219ZM227 92V93H228ZM6 93H8V92H6ZM50 93H52V92H50ZM55 93V92H54ZM63 93V92H62ZM98 93V92H97ZM176 93V92H175ZM174 93V94H175ZM200 93V92H199ZM198 93V94H199ZM215 93V92H214ZM234 93V92H233ZM3 94V93H2ZM9 94V93H8ZM28 94V93H27ZM26 94V95H27ZM91 94V93H90ZM95 94V93H94ZM141 94V93H140ZM139 94V95H140ZM156 94V95H157ZM190 94V93H189ZM188 94V95H189ZM197 94V93H196ZM201 94V93H200ZM204 94V93H203ZM206 94H208V93H206ZM216 94V93H215ZM50 95V94H49ZM64 95L65 94H62V100H61V102H63V105H64V107L65 108H69V98H64ZM70 95V94H69ZM82 95V96H81ZM92 95V94H91ZM106 95H113L112 97L113 98H111V99H109V100H104V99H107V96ZM149 95V94H148ZM176 95V94H175ZM205 95V94H204ZM228 95V94H227ZM226 95V96H227ZM229 95H231V93L229 92ZM57 96V95H56ZM146 96H147V94H146ZM152 96V95H151ZM161 96H163V95H161ZM165 96V97H166ZM170 96V95H169ZM190 96V95H189ZM195 96V95H194ZM207 96H209V94L207 95ZM206 96V97H207ZM42 97V96H41ZM44 97V96H43ZM45 97H47V95L45 96ZM44 97V98H45ZM51 97H53L52 95H51ZM94 97V96H93ZM149 97H150V95H149ZM154 98H155V96H153ZM198 97V96H197ZM200 97V96H199ZM198 97V98H199ZM209 97H211V96H209ZM208 97V98H209ZM220 97H223V96H220ZM25 98V97H24ZM26 98H27V96H26ZM48 98V97H47ZM59 98V97H58ZM71 98V97H70ZM91 98V97H90ZM96 98V97H95ZM104 98V99H103ZM109 98V97H108ZM127 98V99H126ZM139 98V97H138ZM137 98V99H138ZM163 98V100H165L166 98H164V97H162ZM189 98V97H188ZM190 98H192V97H190ZM194 98H196V96L194 97ZM204 98V97H203ZM207 98V99H208ZM51 99V98H50ZM97 99H98V97H97ZM96 99V100H97ZM150 99V98H149ZM152 99V98H151ZM150 99V100H151ZM160 100H162L161 98H159ZM227 99V98H226ZM229 99V98H228ZM57 100V99H56ZM72 100L74 101L75 99H73L72 98ZM90 100V99H89ZM141 100V99H140ZM144 100V99H143ZM149 100V101H150ZM158 100V99H157ZM185 100H186V103H182V102H185ZM204 100V99H203ZM209 100H210V102L211 103H213L212 102V100L209 98ZM214 100V99H213ZM27 101H28V98H27ZM54 101V100H53ZM72 101V102H73ZM87 101H88V99H87ZM134 101V100H133ZM139 101V100H138ZM147 101V100H146ZM166 101V100H165ZM175 101V102H174ZM190 101V100H189ZM191 101H192V99H191ZM25 101H23V103H24ZM89 102V101H88ZM93 102V101H92ZM142 102V101H141ZM143 102H145V100L143 101ZM167 102V101H166ZM202 102V101H201ZM209 102V101H208ZM209 102V103H210ZM29 105H28V107H27V109L31 112L29 115H30V117L29 116H25V117H29V119L30 120H32V121H40V117H38V116H35L36 114H37V112H42V111H44V115H45V117L46 118H49V117H53L54 119L53 120H57L58 119V115H63L62 114V112L60 113V114H58V112L56 111V107L54 106V103L53 102H50V100L48 101V102H44V103H38V105L39 106H37V107H39L36 111L37 112H35L34 113V111H35V109H34V106H33V104H32V101H31V99L29 100ZM60 103V102H59ZM75 103V102H74ZM77 103V102H76ZM90 103H91V101H90ZM131 103V102H130ZM140 103V102H139ZM145 103H147V102H145ZM183 105H182V104ZM193 103V102H192ZM205 103V102H204ZM230 104H231V101L229 102ZM22 104V103H21ZM56 104V103H55ZM84 104V103H83ZM131 104H133V103H131ZM130 104V105H131ZM144 104V103H143ZM148 104H150V103H148ZM151 104H152V102H151ZM163 104V103H162ZM20 105V104H19ZM62 105V104H61ZM77 105H78V103H77ZM76 105V106H77ZM134 105V104H133ZM145 105V104H144ZM191 105V104H190ZM205 105H207V103L205 104ZM220 105V104H219ZM257 105H258V102H257ZM75 106V107H76ZM83 106V105H82ZM85 106V105H84ZM91 106V105H90ZM89 106V107H90ZM109 106V105H108ZM107 106V107H108ZM138 106V105H137ZM142 106V105H141ZM141 106H140V108H141ZM196 106V105H195ZM203 106V105H202ZM214 106V105H213ZM223 106V105H222ZM233 106V105H232ZM231 106V107H232ZM17 107H19V106H17ZM25 107V106H24ZM57 107L58 108H60L59 107V105H57ZM63 107V106H62ZM80 107V106H79ZM88 107V109H90ZM97 107V106H96ZM95 107V110H96V115H94V113L93 112H90L91 110H88V111H86L85 113L87 114V113H89L91 116L92 115H94V116H99V115H102V113H101V111H103V110H101V111H99L98 110V108H96ZM131 107V106H130ZM145 107V106H144ZM149 107V106H148ZM151 107V106H150ZM164 107V106H163ZM220 107V106H219ZM226 107V106H225ZM58 108H57V110H58ZM175 108V109H174ZM185 108V110H184V113L186 114H184V116L183 117H186V116H189V118H185L186 120L187 119H189V120H191V119H193L195 116H197L198 114H196L194 117H193V115H194V113L196 112H194L193 113V107L192 108H187L186 109V107H184ZM222 108V107H221ZM25 109V108H24ZM112 109V111L114 112V110ZM124 109V108H123ZM127 109V108H126ZM131 109V108H130ZM129 109V110H130ZM132 109H133V107H132ZM142 109V108H141ZM144 109V108H143ZM146 109V108H145ZM200 109H201V107H200ZM209 109V108H208ZM218 109V108H217ZM220 109V108H219ZM237 109V108H236ZM34 110V111H33ZM83 110V109H82ZM105 110V109H104ZM128 110V109H127ZM149 110V109H148ZM147 110V111H148ZM196 110V109H195ZM210 110V109H209ZM214 110V109H213ZM229 110H231V109H229ZM8 111H9V108H8ZM10 111H11V109H10ZM17 111V110H16ZM72 111V110H71ZM106 111H108V108H106ZM132 111V110H131ZM140 111V110H139ZM14 112H15V110H14ZM14 112H12V113H14ZM20 112V114H21V110L19 111ZM19 112L16 114V117L18 116V114H19ZM26 112V111H25ZM76 112H78V111H76ZM76 112H74L75 114H77ZM125 112V111H124ZM142 112V111H141ZM140 112V113H141ZM150 112V111H149ZM209 112H211V111H209ZM232 112V111H231ZM5 113V112H4ZM11 113V114H12ZM24 113V112H23ZM26 113H28V112H26ZM43 113V112H42ZM84 113V112H83ZM83 113H80L79 114V116H78V118H80L81 120H85L86 118L88 119V117H85V115H83ZM93 113V114H92ZM117 113V112H116ZM123 113V112H122ZM127 113V112H126ZM137 112H135V114H136ZM148 113V112H147ZM198 113H200L199 111H198ZM204 113V112H203ZM212 113H213V111H212ZM40 113H38L37 115H39ZM115 114V113H114ZM121 114V113H120ZM119 114V115H120ZM124 114V113H123ZM132 114V113H131ZM130 114V115H131ZM138 114V113H137ZM148 114H151V113H148ZM180 114V113H179ZM233 114V113H232ZM235 114V113H234ZM234 114H233V116H234ZM22 115V114H21ZM24 115V114H23ZM89 115V117L91 118V116ZM104 115H106L105 113H104ZM104 115L102 116L103 118H104ZM109 115V114H108ZM111 116H113L112 115V113L110 114ZM143 115V114H142ZM177 115H178V112H177ZM201 115V114H200ZM3 116H6V115H3ZM2 116V117H3ZM14 116V115H13ZM75 116V115H74ZM87 116V115H86ZM124 116V115H123ZM138 116V115H137ZM141 116V115H140ZM212 116L213 115H210V117L212 118ZM229 116V115H228ZM232 116V117H233ZM7 117V116H6ZM5 117V118H6ZM9 117H11V116H9ZM15 117V116H14ZM19 117H20V115H19ZM18 117V118H19ZM61 117V116H60ZM68 117V116H67ZM72 117V116H71ZM93 117V116H92ZM115 117V116H114ZM122 117V116H121ZM120 116H119V118H121ZM125 117V116H124ZM130 117V116H129ZM133 117V116H132ZM144 117V115L142 116V118ZM147 117V116H146ZM182 117V118H183ZM202 117H204V116H202ZM225 117H227V116H225ZM230 117V116H229ZM23 118V117H22ZM36 118H38V119H36ZM57 118V119H56ZM69 118H70V116H69ZM89 118V119H90ZM95 118V117H94ZM107 118V117H106ZM118 118V119H119ZM127 118H128V116H127ZM135 118H137V117H133V119H135ZM141 118V119H142ZM177 117H175V119H176ZM210 118V119H211ZM215 118V117H214ZM2 119V118H1ZM0 119V120H1ZM15 119V118H10V120H8V118H7V122H9V121H13V120ZM26 119V118H25ZM24 119V120H25ZM64 119V118H63ZM70 119H72V118H70ZM79 119V120H80ZM88 119V120H89ZM96 119V118H95ZM101 119V118H100ZM99 119V120H100ZM112 119V118H111ZM113 119H115V118H113ZM123 119V118H122ZM147 119V121H148V119H149V116H148V118H146ZM195 119V118H194ZM194 119H193V121H194ZM199 119H201V118H199ZM210 119H208V120H210ZM221 119V118H220ZM233 119V118H232ZM3 120V119H2ZM15 120H17V119H15ZM20 120V119H19ZM27 120V119H26ZM47 120V119H46ZM52 120V119H51ZM52 120V121H53ZM61 120V119H60ZM59 120V121H60ZM69 120V119H68ZM83 120V121H84ZM91 120V119H90ZM129 120V119H128ZM127 120V121H128ZM136 120H138V118L136 119ZM143 120V119H142ZM163 120V121H162ZM179 120H180V118H179ZM185 120V121H186ZM238 120H239V118H238ZM31 121V122H32ZM45 121V120H44ZM73 122H75L74 120H72ZM92 121H94V119L92 120ZM107 121V120H106ZM115 121V120H114ZM124 121H126V119L124 120ZM133 121V120H132ZM146 121V122H147ZM155 121V120H154ZM176 121H178L177 119H176ZM182 121V120H181ZM196 121V120H195ZM200 121H202V120H200ZM213 121V120H212ZM18 121H16L15 123L16 124H18L17 123ZM20 122V121H19ZM25 122H27V121H25ZM66 122V121H65ZM81 123H82V121H80ZM109 122H110V120H109ZM111 122H113V121H111ZM117 122V121H116ZM116 122H115V124H116ZM120 122H121V119H120ZM144 122V121H143ZM197 123L196 124H198V122H199V120L198 121H196ZM262 122V121H261ZM2 123H4V125H5V122L4 121H2ZM13 123V122H12ZM22 123V122H21ZM62 123V122H61ZM78 123V122H77ZM93 123H96V122H93ZM134 123V122H133ZM136 123V122H135ZM159 123V122H158ZM178 123V122H177ZM186 123V122H185ZM190 123H192V122H190ZM243 123V122H242ZM1 124V123H0ZM9 124V123H8ZM35 124V123H34ZM42 124V123H41ZM52 124V123H51ZM55 124H57V123H55ZM55 124L53 125V126H55ZM86 124H87V122H86ZM97 124V123H96ZM96 124L94 125V126H96ZM100 124V123H99ZM111 124V123H110ZM109 124V126H111ZM120 124V123H119ZM118 124V125H119ZM125 124H126V122H125ZM174 124V125H173ZM187 124V123H186ZM195 124V125H196ZM201 124H202V122H201ZM207 124V123H206ZM3 125V124H2ZM14 124H12V126H13ZM32 125V124H31ZM47 125V124H46ZM45 125V126H46ZM66 125V124H65ZM84 125V124H83ZM103 125H105V127H106V123L105 124H103ZM121 125H122V123H121ZM135 125V124H134ZM133 125V126H134ZM139 125V124H138ZM177 125V124H176ZM178 125H181V124H178ZM178 125L177 126H175V128L177 127V130H179L178 129ZM188 125V124H187ZM186 125V126H187ZM193 125V124H192ZM192 125H190V126H192ZM213 125V124H212ZM236 125V124H235ZM260 125V124H259ZM1 126V125H0ZM6 126V125H5ZM28 126H29V124H28ZM75 126V125H74ZM73 126V124H72V122H71V124L69 125V128H71V130L73 131V132H76L75 134H77V135H75L74 134V136L75 137H73V139L71 138V137H69V135H67V134H64V138L66 139V141H69V142H71L72 144H82L83 143V145L82 146H88L89 145V141H91V138H90V140H88V144L84 141V138H83V136H82V134L84 135V132L82 131V129L81 128H79V124H78V126H76V127H74ZM89 128L90 127H92V124H89V121H88V125H87ZM123 126V125H122ZM139 126V127H140ZM183 126V125H182ZM194 126V125H193ZM197 126V125H196ZM203 126H205V125H203ZM234 126V125H233ZM10 127H11V123H10ZM46 127H48V126H46ZM50 127H52V126H50ZM61 127V126H60ZM67 127V128H66ZM66 127L64 126V129H67V131L68 132H71L72 133V131L68 128V124L66 125ZM114 127V126H113ZM121 127V126H120ZM132 127V126H131ZM131 127H130V129H131ZM211 127V126H210ZM213 127V126H212ZM211 127V128H212ZM232 127V126H231ZM5 128H7V127H5ZM15 128H16V126H15ZM44 128V127H43ZM43 128H41L42 129V131L44 130ZM54 128V127H53ZM55 128H58V127H55ZM83 128V127H82ZM117 128V127H116ZM119 128V127H118ZM117 128V129H118ZM123 128V127H122ZM126 128V127H125ZM134 128H135V126H134ZM187 128H189V127H187ZM194 128V127H193ZM197 128H199V127H197ZM197 128H195V129H197ZM253 128V127H252ZM1 129V128H0ZM14 129V128H13ZM12 129V130H13ZM20 129V128H19ZM36 129V128H35ZM49 129V128H48ZM102 129H104L103 127H102ZM169 129V128H168ZM192 129V128H191ZM195 129H193V130H195ZM240 129V128H239ZM259 129V128H258ZM5 130H7V129H5ZM22 130V129H21ZM40 130V129H39ZM38 129H37V131H39ZM46 130V129H45ZM105 130H107V128L105 129ZM128 129H126V131H127ZM166 130V131H165ZM176 130V129H175ZM188 130V129H187ZM186 130V131H187ZM192 130V131H193ZM204 130V129H203ZM230 130V129H229ZM229 130H228V132H229ZM1 131H4V130H1ZM8 131V133L10 132V130H7ZM15 131V130H14ZM41 131V130H40ZM48 131H50V130H48ZM53 131V130H52ZM57 131H58V129H57ZM57 131H55V132H57ZM61 130L59 129V132H60ZM66 131V130H65ZM87 131H89V129L87 130ZM96 131V130H95ZM100 131V130H99ZM112 131V130H111ZM110 131V132H111ZM114 131H115V129H114ZM113 131V132H114ZM130 131V130H129ZM133 131V130H132ZM170 131V130H169ZM180 131V130H179ZM199 131V130H198ZM197 131V132H198ZM256 131V130H255ZM13 132V131H12ZM12 132H10V133H12ZM17 132H18V130H17ZM24 132V131H23ZM28 132V131H27ZM58 132V133H59ZM92 132V131H91ZM103 132V135H104V132L105 131H102ZM107 132V131H106ZM110 132H108V133H110ZM135 132H136V129H135ZM140 132V131H139ZM173 132H174V130H173ZM172 132V133H173ZM177 132V131H176ZM183 132V131H182ZM201 132V131H200ZM200 132H199V134H200ZM203 132V131H202ZM227 132V131H226ZM1 133V132H0ZM5 133V132H4ZM14 133H16V131L14 132ZM19 133V132H18ZM26 133V132H25ZM33 133V132H32ZM34 133H36V130H35V132ZM39 133V132H38ZM45 133H46V131H45ZM50 133V132H49ZM52 133V132H51ZM54 133V132H53ZM61 133H62V131H61ZM89 133H90V131H89ZM95 133V132H94ZM93 133V134H94ZM117 133V132H116ZM127 133H128V131H127ZM179 132H177V134H178ZM188 133V132H187ZM196 133V132H195ZM29 134V133H28ZM73 134V133H72ZM71 134V135H72ZM112 134V133H111ZM110 134V135H111ZM167 134V133H166ZM171 134V133H170ZM176 134V135H177ZM184 134V133H183ZM182 134V135H183ZM186 134V133H185ZM184 134V135H185ZM189 134V133H188ZM204 133H202V135H203ZM227 134V133H226ZM235 134V133H234ZM4 135V134H3ZM5 135H6V133H5ZM12 135V134H11ZM18 135V134H17ZM22 135H23V133H22ZM21 135V133H20V136H22ZM59 136H60V133L58 134ZM90 135H92V134H90ZM108 135V134H107ZM110 135H108V136H110ZM117 135H118V133H117ZM116 135V136H117ZM130 135H131V133H130ZM136 135V134H135ZM169 135V134H168ZM168 135H166V136H168ZM172 135V134H171ZM236 135V134H235ZM255 135V134H254ZM1 136V135H0ZM16 136V135H15ZM19 136V135H18ZM32 136V135H31ZM38 136H41V135H38ZM43 136H44V134H43ZM52 136V135H51ZM54 136V135H53ZM73 136V135H72ZM85 136V135H84ZM96 136H97V134H96ZM120 137H121V135H119ZM165 136V135H164ZM178 136V135H177ZM186 136V135H185ZM188 136V135H187ZM190 136H192V132H191V135ZM238 136V135H237ZM17 137V136H16ZM37 137V136H36ZM88 137H89V135H88ZM101 137H103V136H101ZM124 137H125V135H124ZM160 137V136H159ZM179 137V136H178ZM192 137H194V136H192ZM203 137V136H202ZM222 137V136H221ZM7 138H8V136H7ZM10 138V137H9ZM8 138V139H9ZM15 138V137H14ZM29 138V137H28ZM27 138V139H28ZM40 138V137H39ZM52 138V137H51ZM50 138V139H51ZM54 138H55V136H54ZM53 138V139H54ZM61 138V137H60ZM95 138V137H94ZM133 138V137H132ZM173 137H171V139H172ZM176 138V137H175ZM180 138H182V137H180ZM179 138V139H180ZM214 138H215V136H214ZM214 138H211L212 140L214 139ZM229 138V137H228ZM242 138V137H241ZM240 138V139H241ZM33 139H34V137H33ZM44 139H48V132L46 133V135H45V138ZM88 139V138H87ZM98 139V138H97ZM107 139V138H106ZM120 139V138H119ZM161 139V138H160ZM168 139H170V137L168 138ZM178 139V140H179ZM183 139V138H182ZM182 139H180V141H182ZM199 139V138H198ZM205 139V138H204ZM248 139V138H247ZM4 140V139H3ZM14 140V139H13ZM16 140V139H15ZM92 140H93V138H92ZM101 140H102V138H101ZM101 140H99L100 141V143L98 144L101 148H103V146H104V148L106 147L105 146V144L103 145V144H101ZM109 140H110V138H109ZM126 140L128 141V139L126 138ZM175 140V139H174ZM185 140V139H184ZM203 140V139H202ZM232 140H233V138H232ZM16 141H19L18 139L16 140ZM16 141H15V143H13L14 145L16 144ZM21 141V140H20ZM25 141V140H24ZM29 141V140H28ZM32 141V140H31ZM48 141V140H47ZM46 141V142H47ZM60 141V140H59ZM59 141H57L56 140V142H59ZM103 141V140H102ZM117 141V140H116ZM125 140H123V139H121V141H118V144H121V146H122V148L124 149V145L126 144H124L123 142H124ZM166 141V140H165ZM168 141V140H167ZM188 141V140H187ZM186 141V142H187ZM206 141V140H205ZM205 141H201V144L199 145L198 143V145L196 146L195 145V142H194V140H193V149H192V151L191 152H187V150L184 148V150L187 152L186 154H188L186 157H185V155H184V151L182 152V153H180V155H179V157L180 156H182V158H178L179 160H181V159H183V160H181V162L183 161L184 163H186V165L183 167L182 165H184V164H182L181 165V163H176V165L178 164V166L176 167V168H173L174 169V172H176V173H174V176H172L173 178L172 179H170L171 180V182H170V187H173V188H176V186L179 184V179H181V176H183V171H184V173L186 174V171H188V172H191V174H195V177L197 176V178H201V175L202 174H205V171L207 170V168H211L212 169V171H213V169L215 168V169H217L218 168V166H217V168L216 167H214V165L216 164L215 162H216V160H214L215 162H213V161H210V162H208V159H210L209 158V156H207L206 158H205V155H204V157H203V151H204V145L205 144H203V142H205ZM214 141V140H213ZM217 141V140H216ZM4 142V141H3ZM10 142H12L11 140H10ZM34 142H35V140H34ZM61 142V141H60ZM92 142V141H91ZM96 142H98L97 140H96ZM226 142V141H225ZM228 142V141H227ZM244 142V141H243ZM1 143V142H0ZM23 143V142H22ZM30 143V142H29ZM32 143V142H31ZM36 143V142H35ZM44 143V142H43ZM61 143H63V142H61ZM60 143V144H61ZM94 143H95V141H94ZM111 143H113L112 141H111ZM110 143V144H111ZM115 143H117V142H115ZM166 143H168V142H166ZM170 143L171 142H169V144H167L168 146H170ZM178 143V142H177ZM181 143L182 142H180V143H178V144H180L179 146H181ZM184 143V142H183ZM229 143H230V139H229ZM232 143V142H231ZM50 144V143H49ZM52 144V143H51ZM57 144H59V143H57ZM65 144V143H64ZM68 144V143H67ZM67 144H65V146L67 145ZM71 144V145H72ZM92 144V143H91ZM131 144V143H130ZM184 144H187V143H184ZM184 144H183V146H182V148L184 147ZM208 144V143H207ZM210 145L211 144H213L214 146V148L216 149V150H218L219 149V144L217 143V142H214V143H211V140H210V143H209ZM223 144H225V143H223ZM8 145V144H7ZM7 145H6V147H7ZM11 145V144H10ZM13 145V146H14ZM23 145V144H22ZM25 145H27V144H25ZM29 146H30V144H28ZM33 145V144H32ZM31 145V146H32ZM44 145V144H43ZM53 145V144H52ZM63 145V144H62ZM78 145V146H79ZM93 145V144H92ZM147 145H149L150 147H148ZM167 145H166V147H167ZM173 145V144H172ZM176 145V144H175ZM188 145V144H187ZM187 145H185V147L187 146ZM191 145V144H190ZM229 145H231V144H229ZM234 145V144H233ZM2 146V145H1ZM0 146V147H1ZM12 145H11V147H13ZM40 146H41V144H40ZM51 146V145H50ZM61 146V145H60ZM70 146V145H69ZM74 146V145H73ZM81 146V145H80ZM81 146V147H82ZM95 146H96V144H95ZM110 146V145H109ZM131 146V147H132ZM222 146V145H221ZM220 146V147H221ZM226 146V145H225ZM228 146V145H227ZM237 146V145H236ZM239 146V145H238ZM249 146V145H248ZM262 146V145H261ZM15 147V146H14ZM20 147V146H19ZM26 147V146H25ZM38 147V146H37ZM53 147V146H52ZM51 147V148H52ZM80 147V148H81ZM99 147V148H100ZM112 147V146H111ZM111 147H109V148H111ZM114 147V146H113ZM205 147H208V145L207 146H205ZM213 147L211 148L210 147V152H211V149H213ZM234 147V146H233ZM17 148H18V146H17ZM30 148V147H29ZM45 148V147H44ZM47 148H48V146H47ZM74 148V147H73ZM76 148V147H75ZM89 148H91V147H89ZM89 148L88 147H84L83 148V152H84V155H83V157H81V156H79L78 157V155H76L75 153H73V155H74V157L71 159L70 157L71 156H64V158L67 160V164H72L73 165V162L74 161H76V162H78V161H81V167H82V169H84V165H83V162H85V164H89L88 166H89V168H88V166L86 165V169L88 168V169H90L91 170V168H93V170L94 171H96V172H98V174H96L95 173V175H96V178H97V180H98V182L99 183H96V185L97 186H103L102 188H104V189H106L107 188V190L106 191H115L114 190V188H112L113 187V185H116V184H114L115 182V179H114V181L113 180H110V178H111V173H112V175H113V171H111V170H109V171H106L105 170V168H108V165L106 166V165H104V166H106L105 168H104V166H103V164L101 163V164H99V165H97V161H95L94 162V160L93 159H91V155H90V151H89ZM96 148V147H95ZM100 148V149H101ZM103 148V149H104ZM117 148V147H116ZM121 148V150L123 151V149ZM148 148V149H147ZM169 148V147H168ZM167 148V149H168ZM174 148H176V147H174ZM187 148V147H186ZM188 148H192V147H188ZM244 148V147H243ZM251 148V147H250ZM8 149H10V148H8ZM11 149H13V148H11ZM16 149V148H15ZM20 149V148H19ZM22 149V148H21ZM27 149V148H26ZM55 149V148H54ZM107 149V148H106ZM105 149V150H106ZM166 149V150H167ZM209 148H207V150H208ZM238 149V148H237ZM254 149V148H253ZM18 150V149H17ZM17 150H16V152H17ZM24 151H26L25 149H23ZM29 149H27V151H28ZM71 150H72V148H70V153H71ZM82 150V149H81ZM92 150V149H91ZM110 150V149H109ZM113 150V148H111V151ZM116 150V149H115ZM119 150V149H118ZM128 150V149H127ZM189 150V149H188ZM223 150V149H222ZM221 150V151H222ZM225 150V149H224ZM1 151H2V148H1ZM7 151V150H6ZM23 151V152H24ZM26 151V152H27ZM45 151V150H44ZM52 151V150H51ZM64 151V150H63ZM63 151H62V153H63ZM68 151V150H67ZM107 151V150H106ZM120 151V150H119ZM220 151V150H219ZM218 151V152H219ZM220 151V152H221ZM238 151V150H237ZM4 152V151H3ZM8 152V151H7ZM11 152V151H10ZM19 152H21V150H19ZM19 152H18V154H19ZM148 152V153H147ZM167 152V151H166ZM171 152V151H170ZM179 152V151H178ZM205 152V151H204ZM208 151H206V153H207ZM209 152V153H210ZM223 152V151H222ZM250 152V151H249ZM9 153V152H8ZM43 153V152H42ZM46 153H47V151H46ZM69 153V152H68ZM94 154L96 153V152H93ZM101 153V152H100ZM103 153V152H102ZM115 152H113L112 154H114ZM120 154H122L121 152H119ZM167 153H169V152H167ZM175 153V152H174ZM213 153H214V151H213ZM215 153H216V151H215ZM225 153H227L226 151H225ZM230 153V152H229ZM253 153V152H252ZM2 154V153H1ZM11 154H12V152H11ZM17 154V153H16ZM22 154V153H21ZM49 154V153H48ZM64 154V153H63ZM66 154V153H65ZM104 154V153H103ZM108 154V153H107ZM106 154V155H107ZM110 154V153H109ZM120 154H118L117 156H114V157H118L119 158V156H120ZM127 154V153H126ZM173 154V153H172ZM212 154V153H211ZM217 154V153H216ZM249 154H251V153H249ZM258 154V153H257ZM262 154V153H261ZM3 155H4V153H3ZM14 155V157H15V154H13ZM55 155V154H54ZM58 155V154H57ZM61 155V154H60ZM68 155H70V154H68ZM105 155V156H106ZM137 155V154H136ZM136 155H134V159H135V162L134 163H132V164H134V166L132 167V169H133V173L135 172V171H137V169L139 168V165H140V163L142 162V160H138V159H136L135 158V156ZM168 155V154H167ZM171 155V154H170ZM207 155V154H206ZM224 155V154H223ZM222 155V156H223ZM226 155V154H225ZM254 155H255V152H254ZM254 155H253V157H254ZM5 156V155H4ZM7 156H9V155H7ZM6 156V160H8V157ZM11 156V155H10ZM19 156V155H18ZM22 156V155H21ZM29 156V155H28ZM129 156V155H128ZM128 156H126V157H128ZM148 156V155H147ZM172 156V155H171ZM176 156V155H175ZM212 157H213V155H211ZM210 156V157H211ZM218 156V155H217ZM220 156V155H219ZM246 156V155H245ZM250 156V155H249ZM1 157H3V156H1ZM49 157H51V156H49ZM57 157V156H56ZM62 157V156H61ZM113 157V158H114ZM125 157V156H124ZM125 157V158H126ZM178 157V156H177ZM12 158H13V156H12ZM16 158V157H15ZM18 158V157H17ZM17 158H16V160H17ZM54 158V157H53ZM90 158V159H89ZM120 158H122L121 156H120ZM175 158V157H174ZM214 159H215V156L213 157ZM213 158H211V159H213ZM250 159V161H251V163L253 162L254 163V166L256 165V160L255 159H253L252 158V156L251 157H249ZM255 158H256V156H255ZM258 158V157H257ZM62 159H63V157H62ZM64 159V163H65V160ZM105 159V158H104ZM228 159V158H227ZM11 160V159H10ZM22 160V159H21ZM54 160V159H53ZM55 160H57V159H55ZM101 160V159H100ZM124 160V159H123ZM122 159H119L117 162H119L120 163V165H118L119 167L121 166V169L120 168H118V166H117V171H115V172H125L126 174H128V175H132L131 174V167H130V165H128V164H126V162L125 161H123ZM144 160V159H143ZM147 160V159H146ZM174 160V159H173ZM178 160V161H179ZM220 160V159H219ZM50 161H52V160H50ZM108 161V160H107ZM111 161V160H110ZM230 161V160H229ZM236 161V160H235ZM9 162V161H8ZM76 162H74V163H76ZM103 162V161H102ZM109 162V161H108ZM152 162V161H151ZM175 162V161H174ZM177 162V161H176ZM182 162V163H183ZM221 162V161H220ZM10 163H11V161H10ZM30 163V162H29ZM51 163V162H50ZM53 163V162H52ZM61 163H63V162H61ZM106 163V162H105ZM131 163V162H130ZM143 163H144V161H143ZM166 163V164H165ZM222 163V162H221ZM1 164V163H0ZM6 164V163H5ZM4 164V165H5ZM57 164V163H56ZM109 164V163H108ZM152 164H154V163H152ZM174 164V163H173ZM3 164L1 165V166H4ZM23 165V164H22ZM102 165V166H101ZM110 165H113V164H110ZM222 165V164H221ZM0 166V167H1ZM74 166V165H73ZM84 166V167H83ZM114 167H116L115 165H113ZM112 166V167H113ZM229 166V165H228ZM21 167V166H20ZM23 167V166H22ZM21 167V168H22ZM51 167V166H50ZM61 167V166H60ZM75 167H77L76 165H75ZM124 167V168H123ZM223 167L225 168L226 166L225 165H223ZM222 166H221V168H223ZM3 168V167H2ZM2 168H0V169H2ZM54 168V167H53ZM52 168V169H53ZM61 168H63V166L61 167ZM154 168V167H153ZM169 168H171V167H169ZM229 168V167H228ZM233 168V167H232ZM231 168V169H232ZM242 167H240L239 169H241ZM30 169V168H29ZM35 169V168H34ZM56 169V168H55ZM64 169H65V167H64ZM72 169H73V167H72ZM81 169V170H82ZM109 169V168H108ZM127 169H128V172L129 171H131L130 173H127ZM143 169V168H142ZM155 169V168H154ZM181 169V170H180ZM17 170V169H16ZM21 170V169H20ZM79 170H80V167H79ZM125 170V171H124ZM151 170H153V169H150V171ZM218 170H220V168L218 169ZM255 170H256V168H255ZM261 169H259V171H260ZM10 171V170H9ZM45 171V170H44ZM60 172H58L57 170H52V175H50V177L51 176H56V175H59V177H58V179H60L61 181H63L64 183H69L70 184V182H68V177H67V174L66 173H64V171H62V170H59ZM92 171V170H91ZM103 171H105L106 172V174H105V176H103V174H104V172ZM149 171V172H150ZM179 171V172H178ZM211 171V172H212ZM233 171V170H232ZM178 172V173H177ZM220 172V171H219ZM218 172V173H219ZM228 172V171H227ZM229 173V172H228ZM257 173V172H256ZM264 173V172H263ZM17 174V173H16ZM84 174V173H83ZM101 174V175H100ZM137 173H135V175H136ZM170 174H172V173H170ZM178 174V175H177ZM181 174V175H180ZM220 174H222L223 175V172L222 173H220ZM231 174H233V172H231ZM24 175V174H23ZM93 175V174H92ZM92 175H91V178H92ZM150 175V174H149ZM148 175V176H149ZM151 175H153V174H151ZM177 175V176H176ZM230 175V174H229ZM261 174L259 173L258 174V176H260ZM262 175H264V174H262ZM261 175V176H262ZM8 176V175H7ZM17 176H18V174H17ZM22 176V175H21ZM76 176V175H75ZM81 176V175H80ZM87 176H89V175H87ZM187 176H189V175H187ZM187 176H185V177H187ZM190 176H192V175H190ZM194 176V175H193ZM220 176V175H219ZM232 176V175H231ZM9 177V176H8ZM86 177V176H85ZM107 177V178H106ZM133 177V176H132ZM153 177V176H152ZM170 177H171V175H170ZM184 177V178H185ZM254 177V176H253ZM263 177V176H262ZM1 178H3V177H1ZM5 178V177H4ZM13 178H14V175H13ZM24 178H25V175H24ZM70 178V177H69ZM87 178V177H86ZM141 178H143V177H141ZM146 178V177H145ZM257 178V177H256ZM255 178V179H256ZM10 179V178H9ZM19 179V178H18ZM37 179H38V177H37ZM93 179V178H92ZM148 179V178H147ZM190 179H191V177H190ZM227 179H228V177H227ZM258 179V178H257ZM3 180V179H2ZM6 180V179H5ZM8 180V179H7ZM51 180V179H50ZM91 179H90V177H89V181H90ZM188 180H189V177H188V179H187V181H186V183L188 184ZM192 180H194V179H192ZM196 180V179H195ZM194 180V181H195ZM198 181H201L202 182V180L200 179H197ZM229 180V179H228ZM228 180H226V181H228ZM252 180V179H251ZM13 181V180H12ZM112 181L114 182L113 184H110V183H112ZM148 181H149V179H148ZM151 181V180H150ZM198 181H196V182H198ZM211 181H212V178H211ZM222 181V180H221ZM233 181V180H232ZM2 182V181H1ZM94 182V181H93ZM110 182V183H109ZM195 182V185L197 184ZM234 182V181H233ZM12 183H14V182H12ZM16 183V182H15ZM41 183V182H40ZM64 183H62V185H64V189L63 190H61V192H64L67 196H71V198H73V197H75L74 195H75V191H72V190H67V187H71V186H69V184H67V186L65 187V184ZM74 183V182H73ZM79 183V182H78ZM141 183V182H140ZM183 183H185V182H183ZM185 183V184H186ZM198 183H200V182H198ZM238 183V182H237ZM236 182H235V184H237ZM246 183V182H245ZM245 183H243V185L245 184ZM5 184V183H4ZM3 184V185H4ZM27 184V183H26ZM142 184V183H141ZM152 185H153V182L151 183ZM166 184H167V182H166ZM177 184V185H176ZM258 184V183H257ZM261 184H262V181H261ZM264 184V183H263ZM263 184H262V186H263ZM19 185H21V184H19ZM61 185V184H60ZM86 185H87V183H86ZM138 185V184H137ZM143 185V184H142ZM146 185H147V183H146ZM151 185V186H152ZM154 185H156L155 183H154ZM182 185V184H181ZM189 185H190V183H189ZM189 185H187V188L186 189H188L189 187ZM192 185V184H191ZM190 185V186H191ZM202 185V184H201ZM241 185V184H240ZM239 185V187H240V189L239 188H237V189H239V190H241V186ZM242 185V186H243ZM248 185V184H247ZM253 185V184H252ZM5 186H7V185H5ZM17 186V185H16ZM95 186V185H94ZM136 186V185H135ZM148 186V185H147ZM169 186V185H168ZM186 186V185H185ZM219 186V185H218ZM238 186V185H237ZM256 186V185H255ZM258 186V185H257ZM4 187V186H3ZM10 187V186H9ZM8 187V188H9ZM18 187V186H17ZM25 187V186H24ZM23 186H22V189L20 190V189H18V190H20V195H21V198L20 199H18L19 197H17L16 196V201H17V203L16 204H18V208L19 209H22V210H26L27 212H29V216L31 217V218H39V217H43V214L42 213H36V214H34V215H32V210H33V207H32V205H30V204H27L26 205V203H27V199H28V197L30 196V193L28 192V188L26 189V188H24ZM26 187H27V185H26ZM116 187V186H115ZM145 188H146V186H144ZM192 187V186H191ZM200 187V186H199ZM215 187V186H214ZM248 187V186H247ZM264 187V186H263ZM13 188H14V186H13ZM12 188V189H13ZM63 188V187H62ZM98 188H100V187H98ZM134 188V187H133ZM138 188V187H137ZM145 188L143 189V190H145ZM154 188V187H153ZM160 188V187H159ZM172 188V189H173ZM202 188V187H201ZM212 188H213V186H212ZM246 188V187H245ZM2 190H3V188H1ZM15 189V188H14ZM17 189V188H16ZM142 189V188H141ZM162 189V188H161ZM189 189H191V188H189ZM189 189H188V191H189ZM7 190V189H6ZM40 190V189H39ZM38 190V191H39ZM136 190V189H135ZM138 190V189H137ZM163 190V189H162ZM180 190V189H179ZM192 190V189H191ZM199 190V189H198ZM203 190V189H202ZM219 190H220V188H219ZM248 190V189H247ZM250 190V189H249ZM253 190V189H252ZM12 191V190H11ZM55 191V190H54ZM72 191V192H71ZM157 191H158V189H157ZM163 191H165V190H163ZM183 191H185L184 189H183ZM194 191V190H193ZM192 191V193L191 194H193L194 192ZM222 191V190H221ZM19 192V191H18ZM149 192V191H148ZM150 192L151 193H149V195L147 196V195H145V197L144 196H140V197H138L137 199H138V201L141 203V209H144L145 208V210H147V211H149V212H147V213H144V211H141V210H139V211H137L136 212V214L138 215V217H137V219H141V218H143V217H147V219H149V221H151L152 222V225L151 224H149V225H151V228L150 227H148V232L146 233L147 235H145L144 234V230L143 231H138V232H136V233H133V234H131V236L130 237H132V240L130 241V245H129V247H127L125 250H126V252L124 253V254H122V255H119L118 253H119V250H117L120 246H122L126 241H124L123 240V238L121 237V236H117V238H116V240H113V239H111V240H113L114 241V244L111 242H109L108 241V245H105V243H104V245L102 246V248H100V249H98L97 248V246H91V244L89 243V241H88V246H86V247H81V248H86V249H88L89 248V250L90 251H88V255H86V256H88V257H86V256H83V252H81V250H78V249H74V252L75 253H73V254H71L70 253V256H68V257H66L65 258V260L64 261H60L59 263H57V264H100L99 263V259H101L102 260V258H105V260L107 261V262H105L104 264H132V263H128V262H124L123 260H124V258H125V260H127L126 258H128V254H131V257H136V256H139L138 257V259H137V257H136V262H135V260H134V262H135V264H155L156 263V261L159 259L161 262H164V264H185V263H187V264H189L188 262H190L189 261V259H191V260H194L195 258H193V257H190V255L189 254H193L196 250V252H200V253H202L207 259H208V261H209V259H212V260H214V259H218V257H219V253H218V251H219V249H221V247H223L222 245L224 244L223 243V241L224 240H227L228 238V235H234V231L237 229V227L238 226H244L245 224H246V228H250V227H252L254 224H256L257 222H259V220H263L264 219V208H260L259 207V209H260V211H258L257 210V212H256V210H255V212L253 213V215L251 216V215H249V217L247 216V219H246V221L244 222V223H242V221L240 220V219H238L233 213H230L228 216H227V214H226V216H227V219H223L224 221H222V222H220V223H218V225L217 226H215V224L217 223V221H216V223H215V221L214 222H211L210 220L212 219H208L207 217H210V216H212V215H206L207 214V212H205L204 210H200V209H198V216H196L195 218V220L197 221V220H199V219H202V223H201V220H200V224L198 225V227H196V228H194L195 226L194 225H196L197 226V222L195 221V222H190L191 223V226L190 227H187V228H185L184 227V225L182 226V227H180V228H178V229H176V230H174V228H172L173 229V232L172 233H170V236H168L166 233H164V232H162L163 231V227L165 226V221L167 220L166 219V215L169 213L168 211H166V204H167V201H169V199L168 198H166V196L168 195V193H167V195L165 196V193H166V191H165V193L164 192H162L163 193V195L162 196H159V198H158V200H157V202L156 201H151L150 199L151 198H149V197H151L152 196V194H153V191H152V189H150ZM173 192V191H172ZM175 192V191H174ZM179 192V191H178ZM181 192H182V190H181ZM181 192H179V193H181ZM216 192L218 193V189L216 190ZM215 192V194H217ZM225 192V191H224ZM228 192V191H227ZM233 192V191H232ZM256 192V191H255ZM3 193V192H2ZM147 193V192H146ZM159 193V192H158ZM187 193H189V192H187L186 191V194ZM197 193V192H196ZM200 193H201V191H200ZM207 193V192H206ZM248 193H250V191L248 192ZM247 193V194H248ZM9 194L10 195H12V193H10L9 192ZM14 194V193H13ZM18 194V193H17ZM64 194V195H65ZM160 194V193H159ZM176 194H177V192H176ZM199 194V193H198ZM212 194V193H211ZM235 194H237V193H235ZM234 194V195H235ZM261 194V193H260ZM264 194V193H263ZM262 194V195H263ZM10 195H8V196H10ZM36 195V194H35ZM113 195H114V193H113ZM196 196H197V194H195ZM227 194L225 193V196H226ZM256 195H257V193H256ZM15 196V195H14ZM14 196H12V197H14ZM107 196V195H106ZM174 196V195H173ZM179 196H181V195H179ZM179 196L177 197V195L175 196V197H177V198H179ZM183 197V200L185 199L184 198V195H182ZM188 196V195H187ZM207 196V195H206ZM208 196H209V194H208ZM218 196V195H217ZM216 196V197H217ZM250 196V195H249ZM264 196V195H263ZM11 197V198H12ZM59 197V196H58ZM66 197V196H65ZM78 197V196H77ZM116 197V196H115ZM156 197H158V196H156ZM191 197H192V195H191ZM215 197V196H214ZM215 197V198H216ZM233 197V196H232ZM239 197V196H238ZM247 198H248V196H246ZM253 197V196H252ZM251 197V198H252ZM255 197V196H254ZM15 198V197H14ZM30 198V197H29ZM107 198V197H106ZM108 198H109V196H108ZM171 198V197H170ZM182 198H180V201L182 200ZM193 198V197H192ZM196 198V197H195ZM197 198H198V196H197ZM201 198V197H200ZM203 198V197H202ZM207 198V197H206ZM237 198V197H236ZM243 198H244V195H243ZM105 199V198H104ZM190 199V198H189ZM239 199V198H238ZM246 199V198H245ZM249 199V198H248ZM33 200V199H32ZM74 200V199H73ZM178 200V199H177ZM192 200V199H191ZM202 200V199H201ZM227 200V199H226ZM241 200V199H240ZM243 201H244V199H242ZM105 201H107V200H105ZM104 201V203H106ZM129 202H130V200H128ZM204 201V200H203ZM203 201L202 202H200V204H202L203 203ZM212 201V200H211ZM225 201V200H224ZM234 201H236L235 199H234ZM255 201H256V199H255ZM12 203H13V201H11ZM30 202V201H29ZM174 202V201H173ZM187 202H188V200H187ZM247 202V201H246ZM257 202H258V200H257ZM262 202H264V201H262ZM11 203V204H12ZM125 203V202H124ZM131 203V202H130ZM170 203V202H169ZM172 203V202H171ZM197 203H198V201H197ZM205 203V202H204ZM211 203V202H210ZM238 203V202H237ZM118 204V203H117ZM185 204V202H183V204L182 205H184ZM196 204V203H195ZM228 204H230V203H228ZM240 204V203H239ZM245 204V203H244ZM257 204V203H256ZM256 204H254V205H256ZM260 204V203H259ZM174 205V204H173ZM172 204H171V206H173ZM179 205H180V202H179ZM178 205V206H179ZM182 205H180V206H182ZM190 205V204H189ZM208 205H209V203H208ZM225 204H223V202H221V201H213L212 202V207H211V211L212 212H216V211H219L220 209H222L223 207H225L224 206ZM227 205V204H226ZM242 205V207H243V204H241ZM241 205H239V206H241ZM252 206H253V203L251 204ZM258 205V204H257ZM15 206V205H14ZM106 206H108V204L106 205ZM122 206V205H121ZM168 206H169V204H168ZM175 206V205H174ZM177 206V207H178ZM199 206V205H198ZM205 206V205H204ZM245 206V205H244ZM112 207V206H111ZM111 207H110V209H111ZM183 207V206H182ZM181 207V208H182ZM184 207H186V206H184ZM191 207V206H190ZM189 207V208H190ZM197 207V206H196ZM201 207V206H200ZM202 207H203V205H202ZM201 207V208H202ZM206 207V206H205ZM209 207V206H208ZM207 207V208H208ZM238 207V206H237ZM122 208V207H121ZM172 208V207H171ZM176 208V207H175ZM241 208V207H240ZM251 208H253V207H251ZM250 208V209H251ZM115 209V208H114ZM148 209H152V210H148ZM170 209V208H169ZM169 209H167V210H169ZM186 209V208H185ZM196 209V208H195ZM203 209H205V208H203ZM226 209H227V207H226ZM239 209V208H238ZM123 210V209H122ZM135 210V209H134ZM190 210H191V208H190ZM197 210V209H196ZM225 210V209H224ZM234 210V209H233ZM21 211V210H20ZM173 211V210H172ZM210 211V212H211ZM242 211H243V209H242ZM254 211V210H253ZM120 212H122V211H120ZM134 212V211H133ZM177 212V211H176ZM190 212V211H189ZM209 212V213H210ZM233 212H235V211H233ZM238 212V211H237ZM17 213V212H16ZM130 212H128V214H129ZM158 213H159V215H158ZM166 213V214H165ZM179 214H180V211L178 212ZM182 213V212H181ZM225 213H227L226 211H225ZM225 213L223 212V214L225 215ZM248 213V212H247ZM252 213V212H251ZM250 213V214H251ZM126 214H127V212H126ZM134 214V213H133ZM177 214V213H176ZM183 214V213H182ZM191 214V213H190ZM189 214V215H190ZM216 214V213H215ZM222 214V215H223ZM236 214V213H235ZM136 215V216H137ZM175 215V214H174ZM173 215V212H172V216H174ZM181 215V214H180ZM184 215V214H183ZM193 215H194V213H193ZM236 215H238V214H236ZM242 215H243V213H242ZM241 215V216H242ZM247 214L245 213V216H246ZM110 216V215H109ZM123 216V215H122ZM129 216H131V215H129ZM128 215H127V217H129ZM169 217L171 216V215H168ZM171 216V217H172ZM182 216V215H181ZM187 216V215H186ZM205 216V217H204ZM134 217V216H133ZM175 217H177V215L175 216ZM192 217V216H191ZM215 217H216V215H215ZM214 218V217H213ZM217 218V217H216ZM218 218H219V216H218ZM16 219H18V218H16ZM19 219H21V218H19ZM29 219V218H28ZM27 219V220H28ZM115 219V218H114ZM127 219H129V218H127ZM131 219V218H130ZM146 219V218H145ZM203 219H208L209 220V223H210V225H211V227H210V225H205L204 223H207V221L208 220H205V221H203ZM215 219V218H214ZM110 220V219H109ZM131 220H133V219H131ZM175 220V219H174ZM192 220H194V219H192ZM217 220V219H216ZM222 220V219H221ZM124 221V220H123ZM123 221H121V224H123V226H119L121 229L122 228H124V224L125 223H123ZM129 221V220H128ZM127 221V222H128ZM146 221V220H145ZM172 221V220H171ZM179 221V220H178ZM183 221V220H182ZM190 221V220H189ZM244 221V220H243ZM36 222H38V221H36ZM126 222V221H125ZM132 222V221H131ZM148 222V221H147ZM170 222V221H169ZM176 222V221H175ZM261 222V221H260ZM7 223V222H6ZM11 223V222H10ZM17 223H19V222H17ZM40 223V222H39ZM135 223V222H134ZM142 223V222H141ZM146 223V222H145ZM150 223V222H149ZM171 223V222H170ZM168 224V221H167V225L164 227V231H165V229L166 230H168L167 228H169V225H171V224ZM213 223H215V224H213ZM44 223H42V225H43ZM93 224V223H92ZM104 224V223H103ZM121 224H117V225H121ZM136 224V223H135ZM140 224V223H139ZM174 224V222H172V225ZM208 224V223H207ZM243 224V225H242ZM263 224V223H262ZM0 225H2V224H0ZM8 225V224H7ZM90 225H91V223H90ZM137 225V224H136ZM135 225V226H136ZM175 225H176V223H175ZM258 225V224H257ZM6 226V225H5ZM28 226V225H27ZM138 226V225H137ZM136 226V227H137ZM147 226V225H146ZM179 226V225H178ZM256 226V225H255ZM38 227V226H37ZM127 227V226H126ZM132 227V226H131ZM143 227V226H142ZM175 227V226H174ZM241 227V228H242ZM257 227V226H256ZM259 227V226H258ZM40 228V227H39ZM101 228H102V226H101ZM114 228H117V227H114ZM236 228V229H235ZM240 228V229H241ZM253 228V227H252ZM41 229V228H40ZM39 229V230H40ZM103 229V228H102ZM129 229V228H128ZM136 229V228H135ZM138 229V228H137ZM243 229V228H242ZM254 229V228H253ZM112 230V229H111ZM127 230V229H126ZM139 230V229H138ZM94 230L92 229V232H93ZM109 231V230H108ZM242 231H244V230H242ZM252 231V230H251ZM103 232V231H102ZM110 232V231H109ZM113 232H114V230H113ZM119 234H121V231H117ZM126 232V231H125ZM127 232H129V231H127ZM151 232V233H150ZM171 232V231H170ZM238 232V231H237ZM38 233V232H37ZM94 233V232H93ZM111 233V232H110ZM132 233V232H131ZM162 233H164V234H166V235H164V234H162ZM245 233V232H244ZM244 233H242V234H244ZM42 234V233H41ZM114 234V233H113ZM168 234H169V232H168ZM242 234H241V236H242ZM39 235V234H38ZM128 235V234H127ZM144 235V236H143ZM236 235V234H235ZM33 236H35V235H33ZM113 236V235H112ZM114 236H115V234H114ZM46 237V236H45ZM129 237V238H130ZM235 237V236H234ZM233 237V238H234ZM237 237V236H236ZM263 237V236H262ZM39 238V237H38ZM93 238H95L94 237V234H93V237L91 238L92 240H93ZM113 238V237H112ZM260 238V237H259ZM81 239V238H80ZM115 239V238H114ZM255 239V238H254ZM55 240V239H54ZM79 240V239H78ZM127 240V239H126ZM246 240H248V239H246ZM184 242L185 243V247L183 248V249H173V247H172V249H170V248H162L161 247V245H159V244H162L163 242L165 243V244H167V243H170L171 245H172V243H174V244H176V246H179L180 245V243L181 242ZM236 241V240H235ZM254 241V240H253ZM255 241H257V240H255ZM254 241V242H255ZM79 242V241H78ZM81 242H83L84 243V241H81ZM85 242H86V240H85ZM96 242V241H95ZM103 242V241H102ZM102 242H101V244H102ZM234 242V241H233ZM64 243V242H63ZM82 243V244H83ZM231 243V242H230ZM229 243V244H230ZM239 243V242H238ZM243 243V242H242ZM81 243L78 245V244H76L75 243V247H78V248H80L79 246L80 245H82ZM125 245V244H124ZM242 245V244H241ZM243 245H245V244H243ZM3 246V245H2ZM101 246V245H100ZM106 248H105V247ZM128 246V245H127ZM172 246H174V245H172ZM237 246V245H236ZM253 246H255L256 247V245H253ZM38 247H40V246H38ZM74 247V246H73ZM168 247V246H167ZM243 247V246H242ZM251 247V246H250ZM68 248V247H67ZM80 248V249H81ZM113 248H116V251L115 252H111V251H113L112 249ZM120 248H122V247H120ZM119 248V249H120ZM40 249V248H39ZM44 249H46L45 247H44ZM85 249V250H86ZM124 249V248H123ZM239 249V248H238ZM48 250H46V252H47ZM80 251V252H79ZM118 251V252H117ZM228 251V250H227ZM238 251V250H237ZM85 252V251H84ZM229 252V251H228ZM234 252L235 251H233V254H234ZM24 253V252H23ZM44 253H45V251H44ZM86 253V252H85ZM162 253H164V258H161V257H159V254H162ZM230 253V252H229ZM228 253V254H229ZM224 255L226 254V252L225 253H223ZM235 254H238V253H236L235 252ZM55 255V254H54ZM89 255H90V258H89ZM197 255V254H196ZM231 254H229V256H230ZM248 255V254H247ZM255 255V254H254ZM46 256V255H45ZM229 256L227 255V257L229 258ZM262 256V255H261ZM221 257H225V256H221ZM226 257V258H227ZM231 257V256H230ZM234 257H236V255L234 256ZM238 257V256H237ZM236 257V258H237ZM252 257V256H251ZM254 257V256H253ZM130 258V257H129ZM168 258H170V260H168ZM180 258V259H179ZM54 259V258H53ZM237 259H239V258H237ZM246 259V258H245ZM52 260V259H51ZM178 260H180V261H178ZM199 260H200V258H199ZM218 260H220L221 261V259L219 258ZM224 260V259H223ZM102 261H104V260H102ZM215 261V260H214ZM219 261V262H220ZM224 261H226V259L224 260ZM224 261H223V263H224ZM230 261H232V259L230 260ZM234 261V260H233ZM240 261V260H239ZM256 261V260H255ZM211 262V261H210ZM216 262H217V260H216ZM219 262H218V264H219ZM235 262V261H234ZM237 262V261H236ZM244 262V261H243ZM27 263V262H26ZM159 263V262H158ZM229 263V262H228ZM242 263V262H241ZM56 264V263H55ZM134 264V263H133ZM160 264V263H159ZM190 264H192V263H190ZM193 264H201V262L200 261H195V263H193ZM210 264V263H209ZM214 264H215V262H214ZM233 264V263H232ZM244 264V263H243Z\"/></svg>","mask_w":264,"mask_h":264}]
</instances>
